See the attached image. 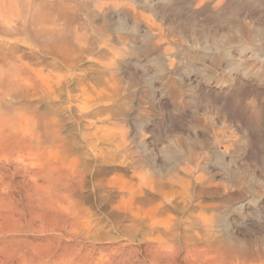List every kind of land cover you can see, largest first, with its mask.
I'll use <instances>...</instances> for the list:
<instances>
[{
	"label": "rangeland",
	"instance_id": "374dc122",
	"mask_svg": "<svg viewBox=\"0 0 264 264\" xmlns=\"http://www.w3.org/2000/svg\"><path fill=\"white\" fill-rule=\"evenodd\" d=\"M133 1L134 0H125L124 2H125V5H127L131 9L136 8L138 10V8H139L138 12H142V14L144 15V16H142L141 14H139V17H141L139 19V17L138 18L135 17L134 13H133L134 15L131 14L134 16V18L137 19V21L140 22V23H138L137 26L134 23V21L136 22V20H132L133 18H129V20L125 22L124 21L125 19L123 17L119 16L118 10L114 11L113 9H110L111 10L110 11L107 9L103 12L104 14L100 13V14H102V17H100L99 13H96L97 15L95 14L96 16L95 15L93 16L96 20L92 17L90 18L87 14L82 13V15L80 16V18H82V19L80 21H81V23L84 24V27L87 24L86 25L87 30H89L87 32V34H88L87 38L88 39L86 38L87 43L81 44L82 41H77V40L75 41V39H73V37H75L74 32H73V37L70 39V42L68 43L69 45L68 46L64 45V48H62V46H60V48H62L60 50H59L58 46L56 48L55 45H52V44L49 45L47 43L45 44L46 46L43 47L42 45H40L38 47V49H36L35 45L21 41L18 38V35L16 36V38H11V36H9L8 34L6 36L0 37V264H185V262L182 261V259L180 257H186V256L191 257L190 259L195 261V262H193V261L192 262L196 263V264H233V263L234 264H245V263H248V264H250V263L251 264H264V262H262V260L264 261V169H262V168H264L263 167L264 166V163H263L264 162L263 161L264 160L263 159V157H264V80L261 79L262 77L264 78V72H263L264 71L263 70L264 69V6H263L264 0H250V1L249 0H228V1L224 0V2H223V0H220L223 2V4H222V2H218L219 4H216L215 1H219V0H207V1L206 0H196V1L195 0H174V1L171 0L172 1L171 4L176 1L175 4L174 3L172 4V11L169 12L167 10L165 13L162 12V14H156L157 13L156 11L152 10L153 11L152 12L151 9H148V8H150L149 6L151 5V3L148 1L150 3L149 4L147 2V0L146 1L145 0H137L138 2L134 1L136 3H134ZM190 1H191L190 6L192 8L189 7ZM225 1H226V3H225ZM5 2L7 5H5ZM20 2L23 3V0H0V7L4 6V9H6V11L8 12V15L11 14L7 19L9 21L8 24L9 23L15 24L18 27L21 26L20 23L22 22V19L19 16L20 15L19 12L22 9L21 8L22 4ZM139 2L140 3L142 2L141 3L142 6L140 5ZM167 2L169 3L170 0L169 1L168 0H154V2H152V5L154 3L153 6H156L157 8H165L169 5ZM138 4H139V6H138ZM146 4L148 5V7ZM176 4L178 5V7L176 6ZM247 4H249V5H247ZM261 4H263V5H261ZM162 5H165V6L162 7ZM174 5L176 6V9H175ZM202 5H205V6H202ZM127 6H124V7H127ZM144 6H145V8H144ZM198 6H199V8H198ZM124 7L119 8V11L121 10L120 13H124V11H126V10H123ZM141 7H142V10H141ZM179 7L180 8L183 7V8L180 9ZM168 8H170V7L168 6ZM251 8H252V10H251ZM179 9H180V11H179ZM148 10H149V13H148ZM151 12L155 13V14H153V17L150 16V15H152ZM191 13H193V14H191ZM171 14L174 15L173 18H175V16H176V18L173 20L174 22H172L173 18H172ZM158 15H162V17H160ZM179 15H182V16L180 17ZM188 15L190 17H188ZM168 16H171L172 19ZM110 17H112L114 20L116 19V21H118L117 23L120 26L116 23V21L114 22V20H113V22H114L113 23L112 18H110ZM15 18H17L18 20ZM88 18H89V20H88ZM144 18L145 19L147 18V19L144 21ZM156 18H157L159 24L161 23L160 25L158 24ZM162 18H164V19H162ZM186 18L188 21H190V19L193 21H190L188 23ZM159 19L160 20L162 19V21L160 22ZM168 19L171 20V23L169 22ZM176 19H177V22L179 20L180 25H179V23L175 22ZM11 20H15V22L11 21ZM180 20H182L181 21L182 23L180 22ZM93 21H95V22L93 23ZM102 21H104V22H102ZM151 21L154 22V24ZM165 21L168 22V25L164 24ZM91 22L93 25L89 26V23H91ZM105 22H106V24H105ZM107 22H108V25H107ZM120 22H121V24H120ZM148 22L150 24H152L151 29H152L153 33H155V35H152L150 31H147L148 30L147 28H149V25H150ZM146 23H148V24L146 25ZM155 23H157L158 25ZM169 23L172 25H170ZM103 24H104V26H102ZM177 24H178V26H177ZM183 24L185 25V27L183 26ZM187 25H189L188 26L189 28H187ZM241 25H242V27H241ZM91 26H93L92 29H91ZM105 26L106 27L108 26L109 28L107 27V29H106ZM146 26H147V28H146ZM169 26H170V30H168L169 28L166 29V27H169ZM180 26H183V27H180ZM202 26H205V28L204 27L202 28ZM234 26H236V27H234ZM104 27L106 30L104 29ZM237 27H239V28H237ZM95 28L98 29V32L95 31L96 30ZM99 28H101V29L99 30ZM140 28H141V30H140ZM197 28L200 31V33L202 34V32H203L204 35L203 34L201 35L200 33L198 34L199 31L197 30ZM120 29H125V30L121 31ZM136 29L137 30L139 29V31H137ZM171 29H173V30H171ZM177 29H178V31H177ZM186 29H187V31H185ZM193 29H195V30H193ZM239 29L241 31H239ZM258 29L260 30V32H258L259 31ZM102 30L105 31V33L99 32ZM159 30H161V31H159ZM196 30L198 32H196ZM236 30L239 32H242V30H243V32H245L246 34L245 33H244L245 35L241 34V33L239 34V32H238L239 36H235L236 32H237ZM80 31L86 32V28L83 30H80ZM109 31H111V32H109ZM170 31H173V32L171 33ZM193 31H195V33H197V34L193 33ZM229 31H231L232 33ZM106 32H107V34H106ZM141 32H144L146 35H143V33H141ZM148 32H149V34H148ZM163 32H164V34H163ZM179 32L181 34H179ZM226 32L227 33L229 32L228 34L229 35L231 34V35L228 36V34H226V37H225ZM100 33L101 34L103 33V34L101 35ZM139 33L142 34L141 37L143 38V40L140 37ZM191 33H192V35H191ZM209 33H210V35H213V39H211L212 36H210ZM23 34H24V36H23ZM82 34L83 33H81V35ZM156 34H157V36H156ZM162 34L165 37H162L163 36ZM166 34H168V35H166ZM257 34H258V36H257ZM113 35H114V37H113ZM189 35H190L191 39L189 38ZM246 35H248V37ZM147 36L150 39H148ZM167 36L168 37L170 36V37L168 38ZM223 36L225 38H227V40ZM19 37L24 38L25 33H22V32L19 33ZM116 37H119V38H116ZM125 37H127V38H125ZM138 37H140V38H138ZM166 37H167V39H166ZM200 37L202 40H200ZM221 37H222V39H221ZM121 38H123V39H121ZM145 38H147V39H145ZM231 38L235 39V40H232ZM255 38H256V40H255ZM257 38H259V39H257ZM152 39L153 40L159 39L160 42L163 44V45L160 44L161 48H162V50L160 48V51H163L162 53H158V52L154 53L152 51L151 46H150V44L153 41ZM178 39L180 40V42ZM243 39L245 41H242ZM135 40L137 41V43ZM211 40H212V43H211ZM249 40H250V44H249ZM103 41H105V42L103 43ZM131 41H133V42H131ZM143 41L146 45L143 44ZM175 41H176V43H175ZM199 41H200V43H198ZM106 42H108V43L106 44ZM141 42H142V45H141ZM169 42H170V44H167ZM188 42H190V43H188ZM147 43H148V45H147ZM205 43H208V44H205ZM233 43L235 46L233 45ZM111 44H113L114 46L113 45L111 46ZM199 44H201V46H198ZM211 44H212V46H211ZM213 44H215V45H213ZM219 44L222 45L221 47H224V46L225 47L221 48ZM225 44H227V45H225ZM228 44H229V46L231 44V47H229ZM244 44H246V45H244ZM217 45H218V47H217ZM51 46H52V48H51ZM53 46H55L56 49ZM146 46H147V48H146ZM215 46H216V48H215ZM69 47H71V48L69 50H67V48H69ZM112 47H114V48H112ZM255 47H257V48H255ZM104 48L106 50H103ZM149 48H150V50H148ZM50 49L51 50L53 49L55 52L57 50L58 51V57L56 55L57 52L55 53L54 51H51ZM63 49H64V52H63ZM61 50H62V52H61ZM229 51L231 52V55L229 54L230 53ZM245 51H246V53H245ZM250 51H252V52H250ZM253 51H255V52L253 53ZM59 52H61L62 54L64 53V55L62 56V54ZM100 52H102V53H100ZM109 52H111V53L109 54ZM237 52H240L241 54L237 53ZM149 54H151V55H149ZM155 54L156 55L158 54V55L156 56ZM164 55L166 56V58H164L165 57ZM232 55H234L233 58H232ZM238 55L240 57H237ZM261 55L263 58L261 57ZM100 56L102 58H100ZM122 56H123V58H121ZM215 56L217 57V59ZM245 56H247V57L245 58ZM248 56H250L251 58L249 57L250 58L249 59ZM226 57H227V59H226ZM67 58H69L70 60H68ZM118 58H119V61H118ZM246 59H248V60L246 61ZM66 60H68L67 66H66ZM115 60H117V62ZM218 60H219V62H218ZM237 60H238V62H236ZM254 60H257L259 63H261V62L262 63L258 64V62L254 61ZM158 61H160V62H158ZM232 61H234V62H232ZM72 62H73V64H72ZM118 62H119V64H118ZM187 62H189V63H187ZM242 62H245V63H243L244 65L242 64ZM246 62L248 64H246ZM253 62H255V64ZM116 63L118 64V66L119 65L120 66L118 67L116 65ZM192 63H193V65H191ZM231 63H232V65H231ZM236 63L237 64L239 63L240 65H237ZM252 63L254 64V66ZM68 64H70V65H68ZM113 64H115V65H113ZM102 65H103V67H102ZM106 65H107V67H106ZM245 65L246 66L251 65L253 67H251V66L246 67ZM157 66L158 67L160 66V67L158 68ZM186 66H187V68H186ZM193 66H195V67H193ZM108 67L110 69H108ZM116 67H118V68H116ZM142 67H144V68H142ZM101 68H102V70H101ZM103 68H105V69L107 68L106 72H105V69H103ZM190 68H192V70ZM255 68H257V69L255 70ZM61 69H62V71H60ZM69 69L72 72H70ZM114 69L117 72L118 71L119 72L116 73ZM248 69H251V71ZM110 70H112V71H110ZM26 71H27V75L29 77H30V74L33 76L35 75L34 78H32V81L28 80L27 75H26ZM55 71H57V72H55ZM157 71H159V72H157ZM196 71H198V72H196ZM245 71H246V73H245ZM100 74H104V77H102L103 75L100 76ZM108 74L113 75L112 77H114L113 80H115V82L112 81L111 75L109 77L107 76ZM117 74H119V75H117ZM254 74L256 75L257 78L254 76ZM260 74H262V75H260ZM56 75H58V76L56 77ZM164 75L165 76L167 75L168 77L167 76L165 77ZM242 75H243V77H242ZM119 76L122 80H120ZM251 76H253V77H251ZM97 77H99V78H97ZM107 77H108V79H107ZM115 77H118L120 81ZM208 77L209 78L211 77V78L209 79ZM245 77H246V79H245ZM103 78H104L105 82H107L106 81V79H107V80H109L108 81L109 83L113 82L114 84L115 83L119 84V85L115 84L116 88L118 89V90L117 89L116 90H117V92L119 91L118 92L119 96L120 95H122V96L119 97V96H117V94L113 95V96H116L117 98L119 97L118 99H115L116 97L114 98L111 94L108 96L106 94V91H108V90H104L103 88H101V87H103V86H101L102 85L101 82H103V80H101V79H103ZM184 78H185V81H184ZM229 78H230V80H229ZM65 79H66L67 85H66V83H64ZM67 79H68V81H67ZM162 79H164L166 82H164V80H162ZM180 79L183 81H180ZM28 81H30V82H28ZM62 81H63V84L65 85V87L68 88V89H66L64 87L66 89V91H68V92H66V91H65L66 93L62 92V94L60 96V98H63L64 100H61V99L50 100V98L47 97L48 91L50 90L51 93H52V90H53V93L55 92V90L59 91L61 89V87H63ZM161 81H163L164 83ZM240 81L242 83H240ZM81 82H84L83 84L84 85L86 84L87 88H85L84 85H83V87H80L82 85ZM99 82H100V84H99ZM190 82L193 85H191ZM74 83L76 86L74 85ZM78 83L79 84L81 83V85H78V87H77ZM113 83H111V84H113ZM167 83H169V84H167ZM175 83H176V85H174ZM238 83H240V84H238ZM59 84L61 87L59 86ZM90 84H92V85H90ZM97 84L100 86H95ZM166 84L168 86H166ZM229 84H231L230 85V86H232L231 88H230ZM236 84L240 85V87L239 86L237 87ZM88 85H89V87H88ZM120 85L122 87H120ZM186 85L188 88L186 87ZM220 85H221V87H220ZM233 85H235L237 88ZM117 86L120 88H118ZM132 86H133V88H132ZM160 86H161V89H160ZM173 86H175V88ZM179 86H180V88H179ZM189 86L191 88H189ZM76 87L78 89H75ZM183 87L185 88V90H183ZM57 88H59V89H57ZM95 88H97V89H95ZM169 89L171 91H169ZM177 89H179V90H177ZM120 90H121V93H120ZM174 90H175V92H173ZM82 91H83V93H82ZM110 91L113 92L115 90H113V87H112V89H110ZM110 91H108V92H110ZM45 92H47V93H45ZM50 92H49V94H50ZM103 92H105V93H103ZM122 92H124V93L122 94ZM71 93H72V95H71ZM81 93H82V95H81ZM174 93L178 97H174L175 96ZM154 94H155V96H154ZM75 95H78V97L80 95V97H79L80 99L76 97L78 101L76 100V98H73V96L75 97ZM124 96H125V98H124ZM153 96H154V98H153ZM69 97H70V99L73 98L74 102L72 100H69ZM100 97L103 98V100ZM104 97H105V99H104ZM108 97L109 98L113 97L112 99L119 101V102H117L114 100L115 101L114 105L116 106L114 109L117 111V113H115V114L119 115V116L116 115L118 120H120V119L122 120L123 118L125 119V117H126V118H128L127 120L130 121V123H128V121L126 120V122L129 125H127V123H124L123 128L121 127L119 129H121V131L126 130L128 132L127 133L128 135L125 134L127 136V139H129V140H127V144H129V145L126 144V149H128V150L130 149L131 152H129L130 150L129 151L127 150L128 151L127 153H126V151H124V152H125V154L131 153V154H133V156L131 154H129L130 156L129 155L124 156V154L122 153L123 151H122L121 154H119L117 156L118 161L117 160H115V161L111 160L110 156H109L110 158H108L109 153H110V155H111V153H113L112 149H110V148L109 149L111 150V152H109V153L105 152V155H103V157L100 154L102 159L97 158V157H100L99 153H98L97 157L95 158L94 153L91 150H89V148L86 147L85 143L83 142L82 136H81V131L79 128L80 125L78 124V122L81 123L83 120L87 119V117L82 118L83 120L81 119V115H80L81 113L80 112L83 111V110L81 111V109H84V107L86 109V107H87L86 111L87 110L92 111L94 109H98L97 108L98 106L101 108L100 104L102 105L103 101L111 100V99L107 100ZM128 97H129V101H128ZM144 97H145V99H143ZM172 97H174V98L172 99ZM86 98H87V101H86ZM99 98H100V100H99ZM150 98L152 99V102H150L151 101ZM180 98L182 99V102H184L183 103L184 105L182 104ZM200 98L203 100H201ZM91 99H92V101H90ZM95 99H96V101H95ZM142 99L145 101H143V103L140 102L142 104L141 105L138 101H141ZM174 99H175V101H173ZM176 99H177V101H176ZM192 99H194V100H192ZM44 100H45V102H44ZM60 100L63 101L62 103L64 104L65 107H67V109L60 110V113L59 112L57 113L60 117L58 115L57 116L59 119H61V118L65 119V121H63L61 119L62 120L61 123L64 122L62 125H65V127L68 125V123L69 124L71 123L70 125L67 126V128H65V127L63 128V126L60 125L61 123L59 124V127H58V122H55L54 115H51L52 110H51V113H50V111H48L49 108L52 109L53 106L58 105V107H59V105L60 106L63 105L62 103L60 104V102H61ZM97 100H99V101H97ZM130 100H132V101H130ZM146 100L147 101L149 100V101L146 102ZM80 101H81V103H80ZM172 101H173V104H171ZM206 101H207V103H206ZM64 102H66V103H64ZM72 102L74 105L71 104ZM90 102L92 104H90ZM99 102H100V104H99ZM177 102L179 104H176ZM203 102L206 104H204ZM54 103H56V104L54 105ZM118 103H119L120 107L119 106L117 107ZM156 103L157 104L159 103V104L157 105ZM210 103H211V105L213 103L216 105H214V106L212 105L213 107L211 106V108H210ZM47 104H49L48 105L49 108H48ZM51 104H52V106H51ZM72 105H73V107L75 106L76 108H78L80 106L81 107L83 106V107L82 108L80 107L81 109L78 108L77 111L75 112V114H73L74 113L73 111H75L74 109H76V108L74 107L73 109H71ZM76 105H78V107ZM126 105H127V107H126ZM136 105H138V107H136ZM145 105H146L145 109L148 110V108H150L148 111L144 109ZM173 105L175 106V108ZM182 105L184 106V108ZM158 106H160L161 108L160 107L158 108ZM121 107L122 108L124 107V108L122 109ZM141 107H143V108H141ZM156 107L158 108V110H156L157 109ZM195 107L197 108L196 115H195V110H194ZM130 108L131 109L134 108L133 111ZM152 108L155 110H152ZM176 108L179 110H177ZM192 108H193V110H192ZM199 109L201 111H199ZM204 109H206V110L208 109V110L205 112ZM67 110L71 114L65 112ZM118 110H121L122 112L120 111L121 112L120 113V112H118ZM127 110H128V112H125V114H124L123 112L127 111ZM139 110H140V112L138 113ZM142 110H144L145 114ZM191 110L193 113L191 112ZM37 111H39V112H37ZM40 111H41L42 115H39ZM61 111H63V113H61ZM153 111L155 112L156 116H154L155 114ZM197 111H198V113H197ZM78 112L80 114H76ZM159 113H160V115H159ZM44 114H46V115H44ZM49 114H50L49 117L54 120V122H53V120L51 122L53 125L49 124L50 123L49 119H46V118H49L48 117ZM72 114H73V116H72ZM142 114L144 117L142 116ZM243 114H245V115L243 116ZM69 115H71V117H69ZM121 115L124 117H122ZM133 115H134V118H133ZM204 115H205V117H204ZM225 115L229 118H227ZM237 115L240 117H238ZM251 115H252V117H251ZM40 116H42V117L45 116V118L43 119ZM64 116L65 117L68 116V117L65 118ZM77 116L78 117L80 116V117L77 118ZM185 116H187V118H189L190 116L191 117L187 121V118ZM196 116L197 117L199 116V117L197 118ZM216 116H217V118H216ZM164 117H166V118L163 119ZM221 117H222V119H221ZM225 117L228 119V121H230V119H232L230 121L232 123L228 122ZM41 118L43 121L40 120ZM68 118H69V120H66ZM137 118H138V120H136ZM144 118H145V120H144ZM172 118H174L175 120ZM215 118H216V120H215ZM234 118H236V119H234ZM248 118H250V119H248ZM89 119H87V120H89ZM133 119H134V121H133ZM140 119L143 120V122ZM146 119H148V121H146ZM225 119H226V122H224ZM233 119H234V122H233ZM178 120H180V121L177 123L176 121H178ZM197 120L200 121V124H197ZM258 120L259 121L261 120V124H259L260 122ZM172 121L176 122V123L174 122L175 125H172ZM195 121H196V123H195ZM199 121H198V123H199ZM214 121H215V123H214ZM72 122L74 125L77 124L76 128L72 124ZM144 122L146 123V126L148 127V132H146L145 136H144V138H146L145 143L147 145L145 143L144 144L140 143V137H139L140 134L139 135L137 134L139 126L142 125V123L145 124ZM180 122H181V124H180ZM185 122H187V123H185ZM190 122H194V123H191V125H188ZM210 122H212L213 124ZM170 123H171V125H170ZM222 123H225V124L222 125ZM195 124H197V125H195ZM214 124H216V125L213 126ZM234 124H235V126H234L235 130L237 128H239L236 131L234 130V127H233ZM247 124H248V126H247ZM201 125H203V126H201ZM244 125L248 128L244 127V129H242V127ZM223 126H224V129H223ZM251 126H253L254 128L253 127L251 128ZM69 127H71V128L69 129ZM135 127H136V129H132ZM152 127L154 129H152ZM164 127H165V129H164ZM198 127H199V129H198ZM73 128H75V129H73ZM200 128L202 129V131ZM255 128H257L258 130L256 129L257 130L256 131ZM68 129H69V135H68V131H67ZM71 129H72V132H70ZM119 129L117 128L116 130H119ZM131 129H132V133H131ZM211 129L213 132L210 131ZM241 129H242V131H244V133L247 134V136H246V134H243ZM245 129L248 130V132H246ZM250 129H251V131H250ZM252 129H253V131H252ZM58 130H59V132H57ZM193 130H194V132H193ZM196 130H197V132H196ZM206 130H207V132H206ZM215 130H216V132H214ZM75 131H77V132H75ZM99 131H100V133L98 132V135L102 136L103 138L106 137L107 133L105 132V130L102 131V129H101ZM159 131H160V133H159ZM162 131L163 132L166 131L168 133V136L166 134L161 133ZM203 131H205V132L203 133ZM255 131H256V133H255ZM51 132L57 138L52 137L53 134ZM208 132H209V135H208ZM258 132H262V134L258 133ZM59 133H61V134L59 135ZM197 133H198V135H197ZM202 133L204 136L202 135ZM205 133H207V134H205ZM241 133H242V137H240ZM218 134H220L221 137L223 136L224 138L223 137L222 138L224 140L221 139V137ZM252 134H254V135H252ZM70 135H72V136L70 137ZM73 135H77V136L73 137ZM130 135L132 136V138L130 137ZM135 135L136 136L138 135V136L136 137ZM205 135H206V137H205ZM237 135L240 138V140L237 137ZM244 135L246 138L244 137ZM250 135H251V137H250ZM199 136H200V138H199ZM210 136H212V138ZM252 136H254V137H252ZM260 136H261V138L258 139L257 137H260ZM61 137H63V139ZM65 137L67 140L65 139ZM77 137H78V140H76ZM79 137H80V139H79ZM159 137H161V138H159ZM166 137H167V139H166ZM195 137L197 139H194ZM52 138H54V140ZM58 138L60 141L57 142ZM70 138H71V140H70ZM73 138L75 139V141L77 143L73 140ZM188 138H189V140H188ZM208 138H210V140L212 142L210 140H208ZM55 139H57V140H55ZM130 139H131V141H130ZM205 139H206V144L209 147L205 146L206 145V144H204ZM52 140H53V142L56 141V142H54V143H56V145L52 142ZM62 140H64V142ZM135 140L137 141V143H135L136 142ZM201 140H203V141H201ZM225 140H228V141L225 142ZM238 140L240 142H238ZM242 140H243V142H242ZM67 141L69 143L72 142L73 145L76 143V145H74L75 147L73 148V150H72L71 144L66 145L67 143H65V142H67ZM152 141H154V142H152ZM155 141H156V143H155ZM187 141H188V143H187ZM231 141H233V142H231ZM59 142H61L62 144ZM78 142L80 143L79 145H81V147H83V148H81V147L79 148ZM131 142H133V143H131ZM150 142L153 144H151ZM207 142L208 143L210 142L211 144L210 143L208 144ZM215 143H216V145L218 144V146L214 145ZM60 144L61 145L65 144L67 148L64 147L65 145L59 147ZM133 144L136 145L137 147L139 145L141 146V147L140 146L138 147V148H140L139 150L137 148V150H136L137 154L134 150V149H136V146L134 148ZM179 144L183 147H181ZM188 144H189V146H188ZM103 145H105V144H103ZM154 145H155V147H154ZM197 145H200V146H197ZM212 145L214 146V148ZM185 146H187L189 149ZM190 146L193 147V150H195V153L191 149L192 147H190ZM195 146L198 148L196 149ZM219 146H221V147H219ZM223 146H224V148H223ZM69 147L71 148V152H70ZM150 147H151V150H150ZM199 147H201L202 149L200 148V150H199ZM216 147H219V148H216ZM226 147H227L226 155H223V154H225V153H223V150ZM229 147H231L233 149H230ZM64 148H66L67 150L69 149L68 150L69 153H67V150L65 151ZM75 148H76L77 153L75 152ZM142 148H144V149L146 148L145 150L146 151L148 150V152H146ZM204 148H207V149L204 150ZM19 149H21V150H19ZM79 149L81 151H79ZM82 149L84 151H82ZM152 149H154V150H152ZM175 149H176V151H175ZM178 149H179V151H178ZM104 150H106V148ZM132 150H134V151L132 152ZM196 150H198V151H196ZM62 151H63V153L64 152L66 153V154H64L65 156L69 155V158L66 156V158H68V159H66V158L62 159V160L65 159L67 163L69 162L67 165H66V162L61 160L62 157L60 158L61 154L63 155V153H61ZM87 151H88V153H87ZM187 151H188V153L191 151L193 153L188 154ZM218 151H219V154H218ZM156 152H157V156H156ZM196 152H198V153H196ZM70 153L72 154V156ZM79 153L82 154L80 157V158H82L81 160H83L84 163L86 161L87 166H88L87 169H85L87 167L85 165L86 163L83 164V161H80V159H79L80 154ZM142 153H143V155H142ZM215 153H216V156H215ZM59 154H60V156H59ZM193 154L195 155V157L197 155V158H196L197 161L195 160V157ZM221 154L223 155V157L224 156L225 157L223 158L221 156ZM228 154H230V155L227 156ZM64 155H63V157H65ZM77 155H78V157H77ZM91 155L92 156L94 155L93 156L94 158ZM141 155H142L143 159L145 158L144 160L142 159L144 162H142V160H141ZM187 155H189L191 158ZM217 155H218V158H216ZM87 156L89 157V159ZM134 156L137 157L136 160H135ZM202 156H203V158H202ZM212 156H213V158H209ZM118 157H121L122 160H120V158H118ZM207 157L209 160L205 159ZM221 157L223 159L219 160V158H221ZM91 158L93 159V161H91ZM180 158L184 161H182ZM188 158H190V159H188ZM59 159L62 161V163H61V161H59ZM106 159H109V160H106ZM155 159H156V161H155ZM177 159H179V160H177ZM192 159H194V160H192ZM201 159H202V163H203L204 167L206 166L205 167L206 169L201 164ZM233 159H235V161ZM87 160H88V162H87ZM186 160H188V162ZM191 160L195 161L198 165L201 164V166H202L201 167L199 165V167H201V169L199 167L197 168V174L204 175V177L207 178L206 181H209V183L213 180L210 183V186L212 187V190H211L212 192L211 191L208 193L205 192V193H207L206 196L204 194L205 197L202 195V197H200V199L202 198L203 202L205 200L204 203L208 202L209 204H214V206L212 208L211 207L202 208V207H198V206H191L190 208H187V210H185V213H184L185 217L182 214V217L184 218L185 221H186V218H187L188 222L193 221V219H194L192 226H194V223H195V226L193 228H189L188 226H186V225H189L188 222L186 221V223H184L185 226L183 225V227H182V229H183L182 230V239H179L180 242L175 243V241H174L175 239L173 240V238H171L172 242L175 243L174 247L178 243L182 244V245H180V244L177 245L180 247L181 252L179 249L178 250L176 249V251H175L172 242H170V238L167 239V237H166L167 241L165 239H162L161 241L165 245L168 246L166 249L168 250V248H169V251H167V250L165 251V249H163V251L161 252V250L159 249L160 252H159V250H156L157 253H155V251H153V252H151L153 254L150 255L151 253L146 249V245L148 244L149 241L151 242L153 240H156L155 239L156 236L155 235L150 236L153 234L149 233V230H147L146 228H144L142 226H139V225L133 223L129 219L124 220L127 218L123 219V218H119L118 216L117 217L115 216L116 219L113 218L114 215L107 214V213H109L108 210H111V209H109V207H107V205H105V204L101 205L100 204L101 200H99V198L96 195H92L93 198H92V196L91 197H84L83 200L89 199V200H85V201H82L81 198H78L79 197L78 195L79 194L81 195V193H82V188L78 187V185L83 184V181L85 182V179L87 180V178H89V177H87L89 175L88 172H90L91 170L94 171L96 167H98V168L102 167V174L101 175L103 177L107 174H108L107 177H112V176H114V174L118 173L119 171H120L119 172L120 174H125L124 172L130 174V169L133 168V167L131 168V163H133V161H134V163L136 162V163L141 165V162H142L143 165L140 166V167H142V170H143L142 175H144V173L147 172L145 174H147V176L151 177V179L154 178L153 180H162L163 177H164L163 178L164 180H165V178L167 180V179L174 177L177 174L178 170L181 167L186 166V164L190 163L189 161H191ZM222 160H224L228 164L225 162H221ZM20 161L22 163H20ZM56 161H57V163H56ZM100 161L101 162L103 161L102 164L104 163V165H102L100 163ZM106 161L108 164H106ZM126 161L128 162V164L126 163ZM175 161L177 163L174 164ZM218 161L221 162L220 165H218L219 164ZM63 162L65 163L66 166L62 165L64 168H62V166L58 168V165L63 164ZM92 162H94V163H92ZM179 162L181 165L179 164ZM18 163H19V165L21 164L20 168L18 167L19 165L18 166L16 165ZM26 163H27V165H26ZM55 163L57 164V166ZM58 163H60V164H58ZM97 163H98V165L100 164L102 166H100V165L97 166ZM117 163H119V164H117ZM206 163H208V164L206 165ZM229 163L231 165H229ZM261 163H263V164L260 168ZM22 164H24L26 167H28V166L33 167V169H35L36 172L38 171L37 169H39V171L44 173V174L37 172L40 175H42L40 177L37 173H35L33 171L32 168H30V167L24 168L25 166ZM81 164L84 167L81 166ZM90 164H92L93 166L90 167L91 166ZM154 164H155V166H154ZM170 164H172L174 167L171 166ZM225 164L227 167L225 166ZM247 164H249V166ZM121 165H124V167ZM127 165H129L130 167H127ZM235 165H237L236 167H238V168L240 167V168L237 169L235 167ZM117 166H119V167L117 168ZM120 166H121V168H120ZM143 166H145L148 169H146V168L143 169ZM169 166L172 168H170ZM21 167H22V169H21ZM55 167H57V168L55 169ZM162 167H164V168H162ZM228 167H230V168H228ZM244 167H246L248 169L246 170V168H244ZM60 168L63 171L65 169L66 170L65 173L68 171V174L67 173L66 174L59 173L61 171V170H59ZM74 168H76V169H74ZM89 168L91 170H89ZM110 168L113 170H111ZM24 169H26V171H27V169H29L28 170L29 172H26ZM31 169H32V171H30ZM105 169L108 171L106 172ZM145 169H146V171H145ZM209 169H210V171H209ZM218 169L219 170L221 169L222 171L221 170L218 171ZM228 169H230V170H228ZM241 169H242V172H241ZM261 169H262L263 173H262ZM22 170H24L25 173H27V174H25ZM53 170L55 172H58L57 178L59 179V181L63 180V181H61V182H63V187L66 185L67 182H68L67 186L69 188H70V186L71 187L73 186L72 187L73 190L69 189V191H68V188L63 189L62 187H59L60 191L62 190L61 192H63V190H64L63 193H57L56 194L58 197H59V195H61L59 198L54 195L55 193H53V195H52V191L57 192L56 190H54L55 189L54 186L56 187V184L58 182V179H53V175L55 173ZM116 170H118V171H116ZM154 170H155V172L157 171L158 173L154 174V172H153ZM203 170L206 173H204ZM235 170H237V171H235ZM238 170H239V174H238ZM251 170H253V171H251ZM50 171L53 172V175L51 174L52 172H50ZM103 171H104V173H103ZM112 171L115 173H113ZM148 171L149 172L152 171L151 172L152 174L150 173V175H148L149 174ZM161 171H163V172H161ZM225 171H227L226 172L227 176H224L226 174ZM21 172H23V174ZM45 172H47V173H45ZM168 172H170V174H168ZM174 172H176V173H174ZM212 172L214 174L210 175L209 173H212ZM217 172H218V174H216V176H215V173H217ZM221 172L222 173L224 172V173L221 174ZM105 173H107V174H105ZM109 173H111V174H109ZM171 173H173V174L171 175ZM33 174H35V181H33L34 180ZM59 174H61L62 176H60ZM73 174H74V176H73ZM165 174H168V176ZM30 175H31V177H30ZM44 175H45V177H44ZM49 175L52 176V179ZM156 175H158V176H156ZM255 175H256V177H255ZM75 176H77V177L79 176V180H77ZM81 176L84 178V180H81L82 179ZM144 176H146V175H144ZM54 177H55V175H54ZM73 177H75L74 178L75 181L73 180ZM234 177H235V179L237 178V180H238V177H240L239 178V180L241 179L240 182L235 180ZM259 177H260V179H259ZM208 178H210V179H208ZM37 179H39L38 180L39 183H37ZM216 179H218L217 182L220 180L219 186H218V183L216 182ZM221 179H222L223 184L221 183ZM227 179L228 180L232 179L231 183H228V182H230V180L228 181ZM226 180H227V183H226ZM242 180H243V184H242ZM64 181H66V182L64 183ZM76 181H78V183H76ZM232 181L234 182V185H233ZM61 182H59V184H57V185L61 186V184H62ZM69 182H71V183L69 184ZM32 183H34V184H32ZM42 183L43 184L45 183L43 185L44 188H43V186H41ZM212 183H213V185H212ZM46 184H48V185H46ZM49 184H50V186H49ZM52 184H54V186ZM73 184H75V185H73ZM220 184H221V187H220ZM224 184H229V185L232 184L231 185L232 187H230L228 185L225 186ZM45 186H47V188H48L47 190L45 189L46 188ZM240 186H241V188H240ZM36 187H40V189L39 188L37 189ZM238 187H239V189H238ZM51 188H52V190H50ZM65 189H67V190H65ZM74 189H75L76 193H75ZM41 190L44 193H46L48 190H50V191L48 192L49 194L46 193L47 195L43 196V195H41L42 194ZM79 190H80V192H79ZM216 190L218 193H215ZM39 191H40V193H39ZM60 191H58V192H60ZM66 191L69 192L68 194L70 196L67 194ZM73 191L76 195L73 194ZM224 191L225 192L227 191V193L228 194L230 193V195H228L227 193L224 194ZM222 192H223V194H222ZM71 193L74 196H71L72 195ZM208 194H209V196H208ZM219 194H222V195H219ZM63 195H66V197ZM51 196L54 198H52ZM75 196H77V197H75ZM210 196H211V198H210ZM69 197H71L72 201H71V199H69ZM217 197H219V198H217ZM228 197H230L233 200L235 198V201L233 202ZM56 198H58V200ZM60 198H63V199H60ZM66 198H68L69 200L67 199L68 201H66ZM73 198L74 199L78 198V199H76V201L75 200L73 201ZM206 198L208 200H210L211 203ZM224 198H226L227 200H225ZM237 198H238V200H236ZM49 199L51 202L49 201ZM54 199H55V201L53 202ZM79 199L83 203L89 202L88 204L87 203L86 204L84 203V204L86 205V207L88 209L91 207L93 208V209L91 208L89 210L90 212L88 211V213H89V215H91L95 211L94 212L95 215L93 213L91 216L92 217L94 216L93 218L96 221L92 218L91 220H93V221L91 222V220L89 219L90 216L88 215V213L86 211L88 209H85L86 208L85 205ZM211 199L214 200L213 203H212ZM215 199L217 202L215 201ZM60 200H62L60 202L61 204L59 203ZM92 200H94V201H92ZM63 201L66 204H69V201L73 204L78 203V202L80 204L81 203L82 204H81V206H77V205H80L79 203L75 204V205L70 204L71 205V206L69 205L70 207L68 205H66L68 207L67 208ZM228 201L230 204L231 203H233V204H231V205L226 204V205H228V207H227L225 205V203H228ZM62 202H63V205H62ZM92 202H94V203H92ZM222 202H224V203L221 204ZM241 202L244 204L242 205ZM253 202H254V204H253ZM52 203L57 204V205L55 206ZM89 204H91V205H89ZM99 204L101 206H99ZM52 205H53V207H52ZM73 206L74 207L76 206L77 208H79V210H81V209L83 211L85 210V212L87 213V216H89V217L87 218L86 214H84L85 212L79 214L78 210L76 211V207L73 209ZM215 206H216V208H215ZM56 207L57 208L59 207V209H56ZM63 207H64V210H63ZM99 207H100V210H99ZM51 208H52V210L55 209L56 212L55 211L53 212L51 210ZM60 208L62 209L63 212L60 210ZM66 209L67 210L70 209L71 211L73 210L72 211L73 213L70 210H69V212H67ZM104 209L105 210L108 209L107 212ZM50 210L53 212V215H54L53 218H54L55 223H56V221L59 223V224L56 223V226H55V223L53 222V218H52L53 215H52ZM58 210L61 212H59ZM82 210L80 212H82ZM75 211H76V213L74 214ZM57 212H58V214H57L58 216H60L59 214L62 213L63 214L62 217L65 218L67 216L70 218V220L71 219L75 220V221H73L75 224H69L72 221H69V219H66L65 221L68 222V226L70 229L66 228L67 222H65V224H63L62 222H64V220L61 222V220H60V219H62L61 216L59 219L60 221L55 220V218L58 217V216L57 217L55 216V214ZM105 212H106V214H105ZM65 213H66V216L64 215ZM190 213L191 214L194 213V214H192L193 216L190 215ZM82 214H84L86 217ZM108 215L110 217H108ZM194 215H196V216H194ZM77 216H78V218H77ZM29 218L31 219V221H29L30 220ZM27 219H28V221H27ZM76 219L78 222L76 221ZM120 219H122V220H120ZM188 219H190V220H188ZM195 219H197V220H195ZM117 220H119V221H117ZM205 223H206V225H205ZM207 223L209 224V226L207 225ZM70 225L71 226L73 225V226L70 227ZM56 228H59V229H56ZM58 234H60V235H58ZM233 237L236 239H234ZM76 243L78 244V246ZM92 243H93V245H92ZM126 243H128V244H126ZM129 243H130V245H129ZM82 244L84 247L88 246V249H87V247L84 248V247L79 246ZM119 245H121L123 247V248L119 247V249H121L123 252L125 251V254H122L123 253L122 251H120V253L118 252L119 249L117 247ZM123 245L124 246L127 245L126 248H128V251L126 250V248ZM133 246H135V247H133ZM170 246L173 248L171 249ZM186 246H188V247L185 248ZM190 247L192 250L190 249ZM93 248H94V250H93ZM96 248L98 249V251ZM111 248H112V250H110ZM85 249H87V250H85ZM113 249L114 250L116 249V250L113 252ZM173 249L175 251L174 253L172 251ZM184 250H186L185 252H188L189 250L191 252H188L189 254L186 253V256H185ZM82 251H84V253ZM93 251H95V253ZM116 251L118 252V254H116ZM170 251H171V253H170ZM92 252H93V254H92ZM136 252H138V253H136ZM163 252L165 254H162ZM136 254H138V255H136ZM133 255H134V257H133ZM155 255H157V256H155ZM126 256L127 257L129 256L130 258L127 259ZM153 256H154V258L155 257L157 258L154 261L151 259V258H153ZM173 257H176V258H173ZM244 257L245 258L248 257V259L246 258L244 260ZM250 257H251V259H254V257H256V258L258 257V259H260V258L261 259H260V261L257 259L258 260V262H257V260H255L256 259L255 258L254 262H253V260H249ZM236 262H238V263H236Z\"/></svg>",
	"mask_w": 264,
	"mask_h": 264
},
{
	"label": "bare ground",
	"instance_id": "6f19581e",
	"mask_svg": "<svg viewBox=\"0 0 264 264\" xmlns=\"http://www.w3.org/2000/svg\"><path fill=\"white\" fill-rule=\"evenodd\" d=\"M125 0H23V3H21L22 4V9L20 10V12H19V16H20V18L22 19V22L20 23L21 24V26L20 27H18L17 25H15V24H8V17L11 15H8V12L6 11V9H4V6L3 7H0V37H3V36H6L7 34L9 35V36H11V38H16V36L18 35V38L21 40V41H23V42H26V43H29V44H32V45H35V48L36 49H38V47L40 46V45H42L43 47L44 46H46L45 44L47 43V44H52V45H55L56 46V48H57V46L59 47V50L60 49H62V48H64V45H66V46H68L69 44V42H70V39L73 37V32L75 33V37H73V39H75V41L77 40V41H82L81 42V44L82 43H87V41H86V38H87V36H88V34H87V32L89 31V30H87V24L85 25V27H84V24L83 23H81V19L82 18H80V16L82 15V13L84 14H87L90 18L92 17V18H94L93 16L96 14V13H102V14H104L103 12L105 11V10H110V9H113L114 11L115 10H118V12H119V16L120 17H123L125 20V22L126 21H128L129 20V18H133L132 20H136V22L134 21V23H135V25L137 26L138 25V23H140L139 21H137V19L136 18H138L139 17V14H141L142 16H144L143 14H142V12H138V10H139V8H138V10L136 9V8H130V7H128L127 5H125V2H124ZM134 1H136V2H138L137 0H134ZM133 1V2H134ZM146 1V0H145ZM144 1V2H145ZM150 2L151 3V5L149 6L150 8H148V9H151V11L153 10V11H156L157 13L156 14H162V12L163 13H165L167 10L169 11V12H171L172 11V4L174 3H176V1L175 2H173L172 4H171V2L172 1H174V0H170V2L167 4L170 8H168V6L167 7H165V8H157L156 6H153L154 5V3H153V5H152V2H154V0H147V2ZM169 1V0H168ZM196 1V0H195ZM207 1V0H206ZM226 1H228V0H226ZM226 1H225V3H226ZM250 1V0H249ZM136 2H134V3H136ZM148 2V3H149ZM178 2V1H177ZM188 2V1H187ZM193 2V1H192ZM216 2V4H219L218 2H222V1H215ZM223 2H224V0H223ZM223 2H222V4H223ZM19 3V2H18ZM140 3V2H139ZM142 3V2H141ZM140 3V5L142 6V4ZM149 3V4H150ZM156 3V2H155ZM179 3V2H178ZM177 3V4H178ZM191 3V1L189 2V7H191L190 4ZM194 3V2H193ZM163 4V3H162ZM176 4V6L178 7V5ZM195 4V3H194ZM202 4V3H201ZM205 4V3H204ZM208 4V3H207ZM206 4V5H207ZM2 5V4H1ZM5 5H7L6 4V2H5ZM130 5V4H129ZM145 5V4H144ZM147 5V4H146ZM165 5H162V7L163 6H165ZM171 5V6H170ZM196 5V4H195ZM246 5V4H245ZM247 5H249V4H247ZM261 5H263V4H261ZM124 6H127V7H124ZM137 6V5H136ZM138 6H139V4H138ZM137 6V7H138ZM175 6V5H174ZM176 6H175V9H176ZM202 6H205V5H202ZM223 6V5H222ZM264 6V5H263ZM6 7V6H5ZM120 7H124L123 8V10H126V11H124V13H120V11H119V8ZM147 7H148V5H147ZM247 7V6H246ZM7 8V7H6ZM144 8H145V6H144ZM180 8V7H179ZM181 8H183V7H181ZM180 8V9H181ZM192 8V7H191ZM198 8H199V6H198ZM253 8V7H252ZM252 8H251V10H252ZM147 9V8H146ZM180 9H179V11H180ZM250 9V8H249ZM141 10H142V7H141ZM178 10V9H177ZM229 10V9H228ZM111 11V10H110ZM152 11V12H153ZM14 12V11H13ZM144 12V11H143ZM151 12V13H152ZM135 14V17L136 18H134V14ZM148 13H149V10H148ZM150 13V14H151ZM15 14V13H14ZM102 14H100V17H102ZM106 14V13H105ZM131 14H133V15H131ZM149 14V15H150ZM153 14H155V13H152V15H150V16H152L153 17ZM167 14V13H166ZM183 14V13H182ZM191 14H193V13H191ZM97 15V14H96ZM95 15V16H96ZM108 15V14H107ZM106 15V16H107ZM122 15V16H121ZM146 15V14H145ZM168 15V14H167ZM172 15V14H171ZM118 16V17H119ZM158 16H160V17H162V15H158ZM173 16L174 15H172V18H173ZM180 17L182 16V15H179ZM108 17V16H107ZM113 17V16H112ZM112 17H110V18H112ZM149 17V16H148ZM159 17V18H160ZM168 17H170L171 18V16H168ZM178 17V16H177ZM188 17H190L189 15H188ZM19 18V19H20ZM87 18V17H86ZM85 18V19H86ZM97 18V17H96ZM104 18V17H103ZM141 17H139V19H140ZM150 18V17H149ZM171 18V19H172ZM175 18H176V16H175ZM175 18H173L172 19V22H174L173 20L175 19ZM15 19H17V18H15ZM95 19V18H94ZM138 19V20H139ZM143 19V18H142ZM147 19V18H146ZM145 18H144V21L146 20ZM155 19V18H154ZM162 19H164V18H162ZM162 19L160 20V22L162 21ZM179 19V18H178ZM18 20V19H17ZM88 20H89V18H88ZM87 20V21H88ZM96 20V19H95ZM113 18H112V22H113ZM153 20V19H152ZM156 20H157V18H156ZM169 20V19H168ZM186 20H187V18H186ZM11 21H14L15 22V20H11ZM10 21V22H11ZM106 21V20H105ZM116 21V19L114 20V22ZM131 21V20H130ZM129 21V22H130ZM142 21V20H141ZM154 21V20H153ZM182 20H180V22H181ZM188 21V20H187ZM190 21H193V20H191L190 19ZM190 21H188V23L190 22ZM19 22V21H18ZM95 21H93V23H94ZM98 22V21H97ZM102 22H104V21H102ZM109 22V21H108ZM108 22H107V25H108ZM113 22V23H114ZM118 21H116V23H117ZM122 22V21H121ZM121 22H120V24H121ZM128 22V23H129ZM132 22V21H131ZM150 22V21H149ZM148 22V23H149ZM152 22V21H151ZM156 22V21H155ZM157 22H158V20H157ZM167 21H165V23L164 24H166V25H168V22L166 23ZM169 22L171 23V20H169ZM175 22H177V19H176V21ZM186 22V21H185ZM184 22V23H185ZM6 23V24H5ZM100 23V22H99ZM133 23V22H132ZM145 23V22H144ZM148 23H146V25L148 24ZM153 24H154V22H152ZM169 23V24H170ZM177 23H179V20H178V22ZM182 23V22H181ZM19 24V25H20ZM102 24V23H101ZM100 24V25H101ZM105 24H106V22H105ZM118 24V23H117ZM116 24V25H117ZM150 24V23H149ZM155 24H157V23H155ZM158 24H159V22H158ZM157 24V25H158ZM161 24V23H160ZM159 24V25H160ZM163 24V23H162ZM90 25H93L92 24V22L91 23H89V26ZM114 25V24H113ZM119 25V24H118ZM134 25V24H133ZM132 25V26H133ZM145 25V24H144ZM151 25L152 24H150L149 25V28H147V26H146V28L148 29L147 31H150L151 32V34L152 35H155V33H153V31H152V29H151ZM165 25V26H166ZM170 25H172V24H170ZM179 25H180V23H179ZM196 25V24H195ZM102 26H104V24L102 25ZM115 26V25H114ZM120 26V25H119ZM140 26V25H139ZM138 26V27H139ZM154 26V25H153ZM177 26H178V24H177ZM183 26L185 27V25L183 24ZM183 26H180V27H183ZM189 25H187V28H189L188 27ZM199 26V25H198ZM92 27L93 26H91V29H92ZM96 27V26H95ZM106 27V26H105ZM105 27H104V29H105ZM108 27V26H107ZM107 27H106V29H107ZM134 27V26H133ZM137 27V28H138ZM145 27V26H144ZM156 27V26H155ZM172 27V26H171ZM191 27V26H190ZM197 27V26H196ZM205 28V26H202V28ZM234 27H236V26H234ZM241 27H242V25H241ZM86 28V32L85 31H83V32H81L80 30H83V29H85ZM109 28V27H108ZM115 28V27H114ZM128 28V27H127ZM131 28V27H130ZM153 28V27H152ZM163 28V27H162ZM169 28V29H168ZM175 28V27H174ZM173 28V29H174ZM179 28V27H178ZM231 28V27H230ZM237 28H239V27H237ZM94 29V28H93ZM96 29V28H95ZM101 28H99V30H100ZM105 29V30H106ZM113 29V28H112ZM116 29V28H115ZM126 29V28H125ZM125 29H120L121 31L123 30H125ZM166 29H168V30H170V26L169 27H166ZM173 29H171V30H173ZM185 29V28H184ZM196 29V28H195ZM195 29H193V30H195ZM200 29V28H199ZM234 29V28H233ZM232 29V30H233ZM243 29V28H242ZM137 30V29H136ZM140 30H141V28H140ZM167 30V31H168ZM197 30H198V28H197ZM196 30V32H198ZM244 30V29H243ZM243 30H242V32H239V31H241L240 29H239V31H237L236 32V35L235 36H239L238 35V32H239V34L241 33V34H244L245 32H243ZM246 30V29H245ZM259 30V29H258ZM25 33V37L24 38H21V37H19V33ZM79 31V32H78ZM93 31V30H92ZM95 31H97L98 32V29H96ZM118 31V30H117ZM137 31H139V29L137 30ZM136 31V32H137ZM143 31V30H142ZM159 31H161V30H159ZM166 31V32H167ZM177 31H178V29H177ZM184 31V30H183ZM185 31H187V29L185 30ZM235 31V30H234ZM99 32H103V33H105V31H99ZM109 32H111V31H109ZM130 32V31H129ZM146 32V31H145ZM171 33L173 32V31H170ZM169 32V33H170ZM189 32V31H188ZM229 32H231V31H229ZM228 32V33H229ZM248 32V31H247ZM258 32H260V30L258 31ZM80 33V34H79ZM81 33H83L82 35H81ZM102 33V34H103ZM122 33V32H121ZM132 33V32H131ZM141 33H143V35H146L144 32H141ZM141 33H139V35H140V37H141ZM147 33V32H146ZM161 33V32H160ZM159 33V34H160ZM168 33V32H167ZM184 33V32H183ZM193 33H195V31H193ZM200 33V31L198 32V34ZM227 32L225 33V37H226V34H228ZM232 33V32H231ZM235 33V32H234ZM233 33V34H234ZM87 34V35H86ZM101 34V33H100ZM101 34V35H102ZM106 34H107V32H106ZM148 34H149V32H148ZM147 34V35H148ZM163 34H164V32H163ZM162 34V35H163ZM179 34H181L180 32H179ZM185 34V33H184ZM187 34V33H186ZM195 34H197V33H195ZM194 34V35H195ZM201 34V33H200ZM202 34L204 35V33L202 32ZM201 34V35H202ZM208 34V33H207ZM212 34V33H211ZM246 34V33H245ZM244 34V35H245ZM248 34V33H247ZM256 34V33H255ZM84 35V36H83ZM151 35V36H152ZM166 35H168V34H166ZM170 35V34H169ZM191 35H192V33H191ZM209 35H210V33H209ZM215 35V34H214ZM231 35V34H230ZM229 34H228V36H230ZM23 36H24V34H23ZM128 36V35H127ZM137 36V35H136ZM156 36H157V34H156ZM183 36V35H182ZM187 36V35H186ZM207 36V35H206ZM210 36H212V38L211 39H213V35H210ZM217 36V35H216ZM242 36V35H241ZM247 37H248V35H246ZM257 36H258V34H257ZM102 37V36H101ZM113 37H114V35H113ZM124 37V36H123ZM140 37H138V38H140ZM162 37H165L164 35L162 36ZM168 37V36H167ZM167 37H166V39H167ZM170 37V36H169ZM168 37V38H169ZM185 37V36H184ZM188 37V36H187ZM192 37V36H191ZM202 37V36H201ZM201 37H200V40H202L201 39ZM219 37V36H218ZM224 37V36H223ZM224 37V38H225ZM244 37V36H243ZM255 37V36H254ZM260 37V36H259ZM104 38V37H103ZM116 38H119V37H116ZM125 38H127V37H125ZM142 38V37H141ZM147 38H148V36H147ZM147 38H145V39H147ZM157 38V37H156ZM189 38H190V35H189ZM246 38V37H245ZM88 39V38H87ZM111 39V38H110ZM109 39V40H110ZM121 39H123V38H121ZM148 39H150V38H148ZM191 39V38H190ZM189 39V40H190ZM205 39V38H204ZM221 39H222V37H221ZM226 40H227V38H225ZM232 39V38H231ZM257 39H259V38H257ZM104 40V39H103ZM132 40V39H131ZM142 40H143V38H142ZM153 40V39H152ZM170 40V39H169ZM174 40V39H173ZM179 40V39H178ZM193 40V39H192ZM196 40V39H195ZM199 40V39H198ZM210 40V39H209ZM230 40V39H229ZM228 40V41H229ZM232 40H235V39H232ZM237 40V39H236ZM252 40V39H251ZM255 40H256V38H255ZM107 41V40H106ZM124 41V40H123ZM126 41V40H125ZM136 41V40H135ZM168 41V40H167ZM227 41V42H228ZM242 41H245L244 39L242 40ZM105 41H103V43H104ZM109 42V41H108ZM108 42H106V44L108 43ZM114 42V41H113ZM131 42H133V41H131ZM179 42H180V40H179ZM184 42V41H183ZM209 42V41H208ZM217 42V41H216ZM237 42V41H236ZM248 42V41H247ZM253 42V41H252ZM135 43V42H134ZM136 43H137V41H136ZM135 43V44H136ZM166 43V42H165ZM175 43H176V41H175ZM188 43H190V42H188ZM192 43V42H191ZM198 43H200V41L198 42ZM202 43V42H201ZM210 43V42H209ZM211 43H212V40H211ZM225 43V42H224ZM240 43V42H239ZM238 43V44H239ZM243 43V42H242ZM259 43V42H258ZM134 44V45H135ZM143 44H145L144 43V41H143ZM163 45L161 42H160V40L158 39V40H153L152 41V43L150 44V46H151V49H152V51L155 53V52H158V53H162L163 51H160V48H161V45ZM167 44H170V42L169 43H167ZM174 44V43H173ZM181 44V43H180ZM196 44V43H195ZM205 44H208V43H205ZM221 44V43H220ZM219 44V45H220ZM241 44V43H240ZM249 44H250V40H249ZM110 45V44H109ZM113 44H111V46H112ZM141 45H142V42H141ZM146 45V44H145ZM147 45H148V43H147ZM177 45V44H176ZM179 45V44H178ZM194 45V44H193ZM213 45H215V44H213ZM225 45H227V44H225ZM233 45H234V43H233ZM232 45V46H233ZM244 45H246V44H244ZM253 45V44H252ZM55 46H53L54 48H55ZM60 46H62V48H60ZM114 46V45H113ZM149 46V47H150ZM171 46V45H170ZM192 46V45H191ZM198 46H201V44H199ZM211 46H212V44H211ZM222 45H220V47H221ZM228 46H229V44H228ZM235 46V45H234ZM248 46V45H247ZM256 46V45H255ZM116 47V46H115ZM137 47V46H136ZM205 47V46H204ZM217 47H218V45H217ZM225 47V46H224ZM224 47H221V48H224ZM229 47H231V44H230V46ZM246 47V46H245ZM250 47V46H249ZM260 47V46H259ZM51 48H52V46H51ZM53 48V49H54ZM55 48V49H56ZM66 48V47H65ZM71 47H69V48H67V50H69ZM112 48H114V47H112ZM146 48H147V46H146ZM215 48H216V46H215ZM227 48V47H226ZM225 48V49H226ZM234 48V47H233ZM237 48V47H236ZM240 48V47H239ZM255 48H257V47H255ZM51 50V51H54V50ZM102 49V48H101ZM116 49V48H115ZM143 49V48H142ZM49 50V51H50ZM103 50H106L105 48L103 49ZM108 50V49H107ZM148 50H150V48L148 49ZM161 50H162V48H161ZM238 50V49H237ZM260 50V49H259ZM37 51V50H36ZM117 51V50H116ZM146 51V50H145ZM256 51V50H255ZM255 51H253V53L255 52ZM258 51V50H257ZM55 52V51H54ZM57 52V53H56ZM56 55H57V57H58V51L56 50ZM61 52H62V50H61ZM61 52H59V53H61ZM63 52H64V49H63ZM170 52V51H169ZM228 52V51H227ZM230 52V51H229ZM250 52H252V51H250ZM249 52V53H250ZM100 53H102V52H100ZM111 52H109V54H110ZM149 53V52H148ZM233 53V52H232ZM237 53H240V52H237ZM245 53H246V51H245ZM252 53V54H253ZM62 54V53H61ZM69 54V53H68ZM108 54V53H107ZM167 54V53H166ZM170 54V53H169ZM230 55H231V52L229 53ZM241 54V53H240ZM239 54V55H240ZM251 54V55H252ZM60 55V54H59ZM64 55V53L62 54V56ZM103 55V54H102ZM106 55V54H105ZM120 55V54H119ZM124 55V54H123ZM149 55H151V54H149ZM156 55V54H155ZM158 55V54H157ZM156 55V56H157ZM168 55V54H167ZM237 56V57H240V56ZM245 55V54H244ZM250 55V56H251ZM254 55V54H253ZM61 56V55H60ZM69 56V55H68ZM67 56V57H68ZM107 56V55H106ZM110 56V55H109ZM121 56V55H120ZM119 56V57H120ZM165 56V55H164ZM217 56V55H216ZM215 56V57H216ZM228 56V55H227ZM233 56L234 55H232V58H233ZM243 56V55H242ZM241 56V57H242ZM250 56H248V58L250 57ZM65 57V56H64ZM108 57V56H107ZM117 57V56H116ZM247 56H245V58H246ZM253 57V56H252ZM261 57H262V55H261ZM66 58V57H65ZM100 58H102L101 56H100ZM110 58V57H109ZM121 58H123V56L121 57ZM159 58V57H158ZM161 58V57H160ZM164 58H166V56L164 57ZM221 58V57H220ZM251 58V57H250ZM249 58V59H250ZM263 58V57H262ZM68 60H70L69 58H67ZM106 59V58H105ZM153 59V58H152ZM216 59H217V57H216ZM219 59V58H218ZM226 59H227V57H226ZM240 59V58H239ZM254 59V58H253ZM260 59V58H259ZM68 60H66V66H67V62H68ZM157 60V59H156ZM230 60V59H229ZM233 60V59H232ZM241 60V59H240ZM248 59H246V61H247ZM104 61V60H103ZM106 61V60H105ZM116 62H117V60H115ZM118 61H119V58H118ZM190 61V60H189ZM217 61V60H216ZM221 61V60H220ZM231 61V60H230ZM251 61V60H250ZM254 61H256V62H258L257 60H254ZM262 61V60H261ZM71 62V61H70ZM69 62V63H70ZM158 62H160V61H158ZM157 62V63H158ZM213 62V61H212ZM218 62H219V60H218ZM217 62V63H218ZM232 62H234V61H232ZM236 62H238V60L236 61ZM187 63H189V62H187ZM216 63V64H217ZM243 63H245V62H242V64ZM250 63V62H249ZM254 64H255V62H253ZM252 63V64H253ZM262 63V62H261ZM261 63H259L258 62V64H261ZM72 64H73V62H72ZM118 64H119V62H118ZM118 64L116 63V65L118 66ZM237 64V63H236ZM235 64V65H236ZM246 64H248L247 62H246ZM251 64V63H250ZM254 64H253V66H254ZM68 65H70V64H68ZM100 65V64H99ZM113 65H115V64H113ZM158 65V64H157ZM187 65V64H186ZM191 65H193V63L191 64ZM231 65H232V63H231ZM234 65V66H235ZM237 65H240L239 63L237 64ZM244 65V64H243ZM65 66V65H64ZM120 66V65H119ZM118 66V67H119ZM142 66V65H141ZM246 66V65H245ZM251 66V65H250ZM250 66H246V67H250ZM253 66H251V67H253ZM257 66V65H256ZM259 66V65H258ZM102 67H103V65H102ZM106 67H107V65H106ZM113 67V66H112ZM111 67V68H112ZM118 67H116V68H118ZM158 67V66H157ZM160 67V66H159ZM158 67V68H159ZM193 67H195V66H193ZM242 67V66H241ZM71 68V67H70ZM74 68V67H73ZM115 68V69H116ZM142 68H144V67H142ZM186 68H187V66H186ZM245 68V67H244ZM263 68V67H262ZM103 69H105V68H103ZM107 69V68H106ZM106 69H105V72H106ZM108 69H110L109 67H108ZM114 69V70H115ZM191 70H192V68H190ZM233 69V68H232ZM257 68H255V70H256ZM70 70V69H69ZM75 70V69H74ZM101 70H102V68H101ZM117 70V69H116ZM115 70V72L116 73H118L117 71ZM128 70V69H127ZM188 70V69H187ZM198 70V69H197ZM245 70V69H244ZM248 70H250L251 71V69H248ZM254 70V69H253ZM261 70V69H260ZM259 70V71H260ZM264 70V69H263ZM262 70V71H263ZM60 71H62V69L60 70ZM64 71V70H63ZM110 71H112V70H110ZM162 71V70H161ZM55 72H57V71H55ZM66 72V71H65ZM68 72V71H67ZM70 72H72L71 70H70ZM114 72V71H113ZM112 72V73H113ZM157 72H159V71H157ZM164 72V71H163ZM196 72H198V71H196ZM249 72V71H248ZM254 72V71H253ZM258 72V71H257ZM264 72V71H263ZM62 73V72H61ZM69 73V72H68ZM111 73V74H112ZM162 73V72H161ZM245 73H246V71H245ZM55 74V73H54ZM110 74V75H111ZM263 74V73H262ZM262 74H260V75H262ZM26 75H27V71H26ZM101 75H103L102 77H104V74H100V76ZM109 74L107 75L108 77L110 76ZM115 75V74H114ZM117 75H119V74H117ZM162 75V74H161ZM231 75V74H230ZM244 75V74H243ZM243 75H242V77H243ZM35 76V75H34ZM34 76L33 75H31L30 74V77L27 75V78H28V80H30V81H32V78H34ZM58 75H56V77H57ZM113 75H111V77H112ZM116 76V75H115ZM165 76V75H164ZM167 76V75H166ZM165 76V77H166ZM254 76L256 77V75L254 74ZM258 76V75H257ZM106 77V76H105ZM108 77H107V79H108ZM168 77V76H167ZM249 77V76H248ZM251 77H253V76H251ZM97 78H99V77H97ZM113 78L114 77H112L111 79H112V81L113 82H115V80H113ZM115 78H117L118 80H119V78H120V76H119V78L118 77H115ZM182 78V77H181ZM188 78V77H187ZM204 78V77H203ZM209 78V77H208ZM211 78V77H210ZM209 78V79H210ZM238 78V77H237ZM257 78V77H256ZM106 79V81L107 82H105L104 81V78L103 79H101V80H103V82H101L102 83V85L101 86H103V87H101V88H103L104 90H108V91H110V89H112V87H113V90H115V91H113V92H108V91H106V94L109 96L110 94L113 96V95H115V94H117V96H119V94H118V92H117V88H116V85H119V84H114L113 82H111V83H113V84H111V83H109L108 81L109 80H107ZM245 79H246V77H245ZM261 79H263L264 80V78L262 77ZM64 80V79H63ZM97 80V79H96ZM120 80H122L121 78H120ZM119 80V81H120ZM162 80H164V79H162ZM229 80H230V78H229ZM258 80V79H257ZM30 81H28V82H30ZM67 81H68V79H67ZM77 81V80H76ZM99 81V80H98ZM180 81H183V80H181L180 79ZM179 81V82H180ZM184 81H185V78H184ZM188 81V80H187ZM210 81V80H209ZM219 81V80H218ZM238 81V80H237ZM97 82V81H96ZM100 82H99V84H100ZM118 82V81H117ZM161 82H163V81H161ZM164 82H166L165 80H164ZM163 82V83H164ZM207 82V81H206ZM220 82V81H219ZM236 82V81H235ZM239 82V81H238ZM64 83H66V85H67V82H66V79H65V81H64ZM69 83V82H68ZM81 83H82V85H81ZM80 84L78 83L77 84V87H78V85H81L80 87H83V83L84 82H81ZM95 83V82H94ZM93 83V84H94ZM119 83V82H118ZM153 83V82H152ZM183 83V82H182ZM208 83V82H207ZM210 83V82H209ZM218 83V82H217ZM221 83V82H220ZM233 83V82H232ZM240 83H242L241 81H240ZM240 83H238V84H240ZM58 84V83H57ZM62 84H63V81H62ZM162 84V83H161ZM167 84H169V83H167ZM166 84V86H168ZM181 84V83H180ZM188 84V83H187ZM190 84L191 85H193L191 82H190ZM74 85H75V83H74ZM90 85H92V84H90ZM122 85V84H121ZM120 85V87H122ZM172 85V84H171ZM174 85H176V83L174 84ZM184 85V84H183ZM189 85V84H188ZM218 85V84H217ZM231 84H229V86H230ZM59 86H60V84H59ZM58 86V87H59ZM76 86V85H75ZM95 86H100V85H95ZM94 86V87H95ZM124 86V85H123ZM155 86V85H154ZM157 86V85H156ZM196 86V85H195ZM233 86H235V85H233ZM236 86L238 87H240V85H237L236 84ZM235 86V87H236ZM61 87V86H60ZM65 87V85L63 84V87H61V89L58 91H56L55 90V92L53 93V90H52V93L50 92V90L48 91V98H50V100H52V99H61V100H64L63 98H60V96H61V94H62V92L64 93L65 91H66V89H68V88H64ZM75 88V89H78V88ZM84 87L85 88H87V86H86V84L84 85ZM88 87H89V85H88ZM118 87V86H117ZM120 87H118V88H120ZM126 87V86H125ZM171 87V86H170ZM174 88H175V86H173ZM186 87H187V85H186ZM220 87H221V85H220ZM232 86H230V88H231ZM236 87V88H237ZM52 88V87H51ZM50 88V89H51ZM55 88V87H54ZM93 88V87H92ZM132 88H133V86H132ZM131 88V89H132ZM167 88V87H166ZM179 88H180V86H179ZM188 88V87H187ZM189 88H191L190 86H189ZM194 88V87H193ZM200 88V87H199ZM53 89V88H52ZM57 89H59V88H57ZM80 89V88H79ZM83 89V88H82ZM95 89H97V88H95ZM117 89V90H116ZM160 89H161V86H160ZM164 89V88H163ZM171 89V88H170ZM169 89V91H171ZM182 89V88H181ZM233 89V88H232ZM239 89V88H238ZM94 90V89H93ZM125 90V89H124ZM153 90V89H152ZM166 90V89H165ZM164 90V91H165ZM177 90H179V89H177ZM176 90V91H177ZM183 90H185V88L183 87ZM203 90V89H202ZM240 90V89H239ZM130 91V90H129ZM208 91V90H207ZM237 91V90H236ZM242 91V90H241ZM49 92H50V94H49ZM66 92H68V91H66ZM65 92V93H66ZM70 92V91H69ZM173 92H175V90L173 91ZM178 92V91H177ZM45 93H47V92H45ZM82 93H83V91H82ZM82 93H81V95H82ZM103 93H105V92H103ZM120 93H121V90H120ZM124 92H122V94H123ZM210 93V92H209ZM105 94V95H106ZM173 94V93H172ZM175 94V93H174ZM70 95V94H69ZM71 95H72V93H71ZM104 95V94H103ZM182 95V94H181ZM180 95V96H181ZM120 96H122V95H120ZM119 96V97H120ZM154 96H155V94H154ZM154 96H153V98H154ZM179 96V97H180ZM197 96V95H196ZM208 96V95H207ZM68 97V96H67ZM79 98L80 97V95H79V97H78V95H75V97L73 96V98ZM97 97V96H96ZM99 97V96H98ZM103 97V96H102ZM107 97V96H106ZM114 98L116 97V96H113ZM113 97H108L107 98V100L108 99H111V100H108V101H103L102 102V105L100 104V102H99V104H100V106H101V108L98 106L97 108L98 109H94V110H90V111H86V109H87V107H86V109H85V107H84V109H81L80 107H78V105H76L79 109H81V111L82 112H78V113H76V114H80L81 115V119L82 118H85V117H87V119H89V120H87V119H85V120H83L81 123L80 122H78L77 120V122H78V124L80 125L79 126V128H80V131H81V136H82V140H83V142L85 143V145H86V147H88L89 148V150H91L93 153H94V155H95V158L97 157V155H98V153H99V155L101 154L102 155V157H103V155H105V152L107 153H109V152H111V150L110 149H112V152L113 153H111V155H110V153H109V155H108V158H110L111 157V160H113V161H115V160H117V156L119 155V154H121V152L124 154V156L125 155H129V154H131V153H129V154H125V152L124 151H126V153L130 150H128V149H126V144H127V140H129V139H127V136L125 135V134H127L128 132L126 131V130H122L121 131V129H119V128H123V125H124V123H127L126 122V120L128 119V118H126L125 117V119L123 118L121 121L120 120H118V118H117V116H119L118 114H115V113H117V111L114 109L116 106L114 105L115 104V101H117V100H115V99H118L117 97L115 98V99H112ZM146 97V96H145ZM145 97L143 98V99H145ZM174 97H178L176 94H175V96ZM174 97H172V99L174 98ZM192 97V96H191ZM198 97V96H197ZM223 97V96H222ZM73 98L72 99H70V97H69V100H72L73 102H74V100H73ZM77 98H76V100H77ZM88 98V97H87ZM87 98H86V101H87ZM101 98V97H100ZM100 98H99V100H100ZM124 98H125V96H124ZM123 98V99H124ZM132 98V97H131ZM130 98V99H131ZM140 98V97H139ZM162 98V97H161ZM182 98V97H181ZM180 98V100H181V102H182V99ZM80 99V98H79ZM82 99V98H81ZM102 100H103V98H101ZM104 99H105V97H104ZM141 100V101H138L139 103L140 102H142L143 103V101H145V100ZM151 99V98H150ZM179 99V98H178ZM191 99V98H190ZM201 99V98H200ZM223 99V98H222ZM60 100V101H61ZM75 100V101H76ZM89 100V99H88ZM94 100V99H93ZM99 100H97V101H99ZM113 100V101H112ZM115 100V101H114ZM134 100V99H133ZM137 100V99H136ZM157 100V99H156ZM184 100V99H183ZM187 100V99H186ZM192 100H194V99H192ZM196 100V99H195ZM201 100H203V99H201ZM214 100V99H213ZM54 101V100H53ZM68 101V100H67ZM78 101V100H77ZM90 101H92V99L90 100ZM95 101H96V99H95ZM125 101V100H124ZM128 101H129V97H128ZM130 101H132V100H130ZM135 101V100H134ZM149 101V100H148ZM147 100H146V102H148ZM173 101H175V99L173 100ZM173 101H172V103L171 104H173ZM176 101H177V99H176ZM212 101V100H211ZM44 102H45V100H44ZM55 102V101H54ZM57 102V101H56ZM59 102V101H58ZM63 101H61L60 102V104L62 103ZM71 102V101H70ZM73 102L71 103V104H73ZM117 102H119V101H117ZM137 102V101H136ZM150 102H152V99H151V101ZM161 102V101H160ZM179 102V101H178ZM176 103V104H179V103ZM187 102V101H186ZM193 102V101H192ZM200 102V101H199ZM209 102V101H208ZM215 102V101H214ZM49 103V102H48ZM52 103V102H51ZM64 103H66V102H64ZM80 103H81V101H80ZM79 103V104H80ZM97 103V102H96ZM121 103V102H120ZM125 103V102H124ZM129 103V102H128ZM155 103V102H154ZM153 103V104H154ZM162 103V102H161ZM184 102H182V104H183ZM189 103V102H188ZM204 103V102H203ZM206 103H207V101H206ZM206 103H204V104H206ZM212 103V102H211ZM211 103H210V108H211V106L213 105H216V104H212L211 105ZM56 103H54V105H55ZM63 104V103H62ZM90 104H92L91 102H90ZM117 104V103H116ZM122 104V103H121ZM138 104V103H137ZM141 104V103H140ZM139 104V105H140ZM157 104V103H156ZM155 104V105H156ZM159 104V103H158ZM157 104V105H158ZM175 104V105H176ZM219 104V103H218ZM49 104H47V106H48ZM66 105V104H65ZM74 105V104H73ZM73 105H72V108L71 109H73L74 107H73ZM128 105V104H127ZM127 105H126V107H127ZM133 105V104H132ZM142 105V104H141ZM140 105V106H141ZM147 105V104H146ZM146 105H145V107H144V109L146 108ZM184 105V104H183ZM182 105V106H183ZM195 105V104H194ZM51 106H52V104H51ZM57 106V107H56ZM56 106H53L52 107V109L51 108H49V106H48V108H49V110L48 111H50V113H51V110H52V114L51 115H54V120H55V122H58V127H59V124L61 123V121L63 120V121H65V119H59L58 118V112L60 113V110H62V109H67V107H65L64 106V104L63 105H59V107H58V105H56ZM92 106V105H91ZM119 106V103H118V105H117V107ZM131 106V105H130ZM139 106V107H140ZM148 106V105H147ZM174 106V105H173ZM201 106V105H200ZM212 106V107H213ZM103 107V108H102ZM120 107V106H119ZM129 107V106H128ZM136 107H138V105H136ZM149 107V106H148ZM147 107V108H148ZM160 106H158V108H159ZM177 107V106H176ZM180 107V106H179ZM178 107V108H179ZM194 107V106H193ZM202 107V106H201ZM209 107V106H208ZM38 108V107H37ZM47 108V109H48ZM76 108V107H75ZM78 108H76V109H74L75 111H73L74 113L73 114H75V112L77 111V109ZM122 108V107H121ZM124 108V107H123ZM122 108V109H123ZM132 108V107H131ZM130 108V109H131ZM141 108H143V107H141ZM154 108V107H153ZM152 108V110H155V109H153ZM157 108V107H156ZM158 108L156 109V110H158ZM161 108V107H160ZM174 108H175V106H174ZM181 108V107H180ZM179 108V109H180ZM183 108H184V106H183ZM203 108V107H202ZM217 108V107H216ZM129 109V110H130ZM134 109V108H133ZM133 109H131L132 111H133ZM150 108H148V110H149ZM177 109V108H176ZM175 109V110H176ZM179 109H177V110H179ZM182 109V108H181ZM40 110V109H39ZM85 110V111H84ZM125 110V109H124ZM145 110H147V109H145ZM147 110V111H148ZM151 110V111H152ZM192 110H193V108H192ZM192 110H191V112H192ZM195 115H196V110H197V108L195 107ZM205 110V112L208 110H206V109H204ZM64 111V110H63ZM63 111H61V113H63ZM72 111V110H71ZM80 111V110H79ZM121 110H118V112H120ZM137 111V110H136ZM143 112H144V110H142ZM146 111V112H147ZM199 111H201L200 109H199ZM203 111V110H202ZM37 112H39V111H37ZM65 112H67V113H70V112H68V110L67 111H65ZM122 112V111H121ZM120 112V113H121ZM125 112H128V110L127 111H124L123 113L125 114ZM140 112V110L138 111V113ZM154 112V111H153ZM45 113V112H44ZM54 113V114H53ZM119 113V114H120ZM132 113V112H131ZM142 113V112H141ZM193 113V112H192ZM191 113V114H192ZM197 113H198V111H197ZM65 114V113H64ZM63 114V115H64ZM71 114V113H70ZM73 114H72V116H73ZM144 114H145V112H144ZM154 114H155V112H154ZM190 114V115H191ZM204 114V113H203ZM39 115H42L41 114V111H40V114ZM44 115H46V114H44ZM58 115V116H57ZM67 115V114H66ZM117 115V116H116ZM152 115V114H151ZM159 115H160V113H159ZM158 115V116H159ZM187 115V114H186ZM194 115V114H193ZM192 115V116H193ZM198 115V114H197ZM245 114H243V116H244ZM50 116V114L48 115V117ZM75 116V115H74ZM122 116V115H121ZM136 116V115H135ZM141 116V115H140ZM139 116V117H140ZM142 116H143V114H142ZM146 116V115H145ZM148 116V115H147ZM150 116V115H149ZM154 116H156V114L154 115ZM182 116V115H181ZM184 116V115H183ZM201 116V115H200ZM208 116V115H207ZM210 116V115H209ZM226 116V115H225ZM236 116V115H235ZM238 116V115H237ZM242 116V115H241ZM40 117H42V116H40ZM60 117V116H59ZM63 117V116H62ZM65 117V116H64ZM68 117V116H67ZM67 117H65V118H67ZM69 117H71V115H69ZM80 117V116H79ZM78 116H77V118H79ZM122 117H124V116H122ZM144 117V116H143ZM151 117V116H150ZM149 117V118H150ZM186 118H187V116H185ZM191 117V116H190ZM190 117L189 118H187V121L190 119ZM195 117V116H194ZM197 117V116H196ZM199 117V116H198ZM197 117V118H198ZM204 117H205V115H204ZM227 117V116H226ZM225 117V118H226ZM238 117H240V116H238ZM251 117H252V115H251ZM43 119L45 118V116L44 117H42ZM42 118L40 119L41 121H43L42 120ZM76 118V117H75ZM76 118V119H77ZM133 118H134V115H133ZM142 118V117H141ZM147 118V117H146ZM160 118V117H159ZM166 117H164L163 119H165ZM184 118V117H183ZM202 118V117H201ZM216 118H217V116H216ZM216 118H215V120H216ZM227 118H229V117H227ZM226 118V119H227ZM246 118V117H245ZM258 118V117H257ZM46 119H49V124H52L51 122H52V120L53 119H51L50 117L49 118H46ZM131 119V118H130ZM172 119H174V118H172ZM179 119V118H178ZM193 119V118H192ZM191 119V120H192ZM196 119V118H195ZM213 119V118H212ZM221 119H222V117H221ZM220 119V120H221ZM226 119H225V121L224 122H226ZM234 119H236V118H234ZM234 119H233V122H234ZM239 119V118H238ZM244 119V118H243ZM242 119V120H243ZM248 119H250V118H248ZM51 120V121H50ZM54 120H53V122H54ZM66 120H69V118L68 119H66ZM72 120V119H71ZM80 120V119H79ZM136 120H138V118L136 119ZM141 120V119H140ZM144 120H145V118H144ZM151 120V119H150ZM175 120V119H174ZM177 120V119H176ZM181 120V119H180ZM180 120H178V121H176L177 123L180 121ZM190 120V121H191ZM232 119H230V121H231ZM246 120V119H245ZM253 120V119H252ZM73 121V120H72ZM128 121V123H130V121L129 120H127ZM132 121V120H131ZM133 121H134V119H133ZM142 122H143V120H141ZM140 121V122H141ZM146 121H148V119H146ZM153 121V120H152ZM182 121V120H181ZM198 121L199 120H197V124H200V121H199V123H198ZM222 121V120H221ZM227 121H228V119H227ZM230 121H228V122H230ZM237 121V120H236ZM239 121V120H238ZM247 121V120H246ZM256 121V120H255ZM259 121V120H258ZM69 122V121H68ZM75 122V121H74ZM164 122V121H163ZM162 122V123H163ZM175 121H172V125H175V123H174ZM217 122V121H216ZM223 122V121H222ZM243 122V121H242ZM257 122V121H256ZM260 123L259 124H261V120L259 121ZM64 123V122H63ZM63 123H61L60 125H62ZM67 123V122H66ZM65 123V124H66ZM127 123V125H129ZM145 123V122H144ZM149 123V122H148ZM185 123H187V122H185ZM191 123H194V122H190L188 125H191ZM195 123H196V121H195ZM210 123H212V122H210ZM214 123H215V121H214ZM230 123H232V122H230ZM248 123V122H247ZM258 123V122H257ZM71 124V123H70ZM69 123H68V125H70ZM72 124H73V122H72ZM141 124V123H140ZM151 124V123H150ZM154 124V123H153ZM180 124H181V122H180ZM197 124H195V125H197ZM202 124V123H201ZM205 124V123H204ZM213 124V123H212ZM225 123H222V125H224ZM228 124V123H227ZM246 124V123H245ZM250 124V123H249ZM258 124V125H259ZM53 125V124H52ZM67 125V126H68ZM74 125V124H73ZM166 125V124H165ZM170 125H171V123H170ZM216 124H214L213 126H215ZM219 125V124H218ZM230 125V124H229ZM63 126V128L65 127V125H62ZM67 126L65 127V128H67ZM75 126V128H76V126H77V124L76 125H74ZM156 126V125H155ZM160 126V125H159ZM167 126V125H166ZM165 126V127H166ZM201 126H203V125H201ZM207 126V125H206ZM220 126V125H219ZM235 126V124L233 125V127ZM238 126V125H237ZM247 126H248V124H247ZM255 126V125H254ZM261 126V125H260ZM61 127V126H60ZM132 127V126H131ZM165 127H164V129H165ZM239 127V126H238ZM244 127H246L245 125L242 127V129H244ZM253 126H251V128H252ZM257 127V126H256ZM259 127V126H258ZM71 127H69V129H70ZM75 128H73V129H75ZM119 129V130H116V129ZM126 128V127H125ZM124 128V129H125ZM128 128V127H127ZM220 128V127H219ZM222 128V127H221ZM232 128V127H231ZM237 128V127H236ZM246 128H248V127H246ZM254 128V127H253ZM260 128V127H259ZM69 129L67 130L68 131V135H69ZM102 129V131L103 130H105V132L107 133V135H106V137H102V136H100V135H98V132L100 133V131L99 130H101ZM132 129H136V127L135 128H132ZM132 129H131V133H132ZM152 129H154L153 127H152ZM198 129H199V127H198ZM201 129V128H200ZM204 129V128H203ZM223 129H224V126H223ZM237 129H239V128H237ZM236 129V130H237ZM242 129H241V131H242ZM257 128H255V130H256ZM78 130V129H77ZM116 130V131H115ZM159 130V129H158ZM162 130V129H161ZM175 130V129H174ZM177 130V129H176ZM180 130V129H179ZM234 130H235V127H234ZM233 130V131H234ZM235 130V131H236ZM246 130V129H245ZM258 130V129H257ZM256 130V131H257ZM62 131V130H61ZM60 131V132H61ZM130 131V130H129ZM201 131H202V129H201ZM209 131V130H208ZM210 131H212V129L210 130ZM209 131V132H210ZM227 131V130H226ZM229 131V130H228ZM250 131H251V129H250ZM252 131H253V129H252ZM256 131H255V133H256ZM57 132H59V130L57 131ZM70 132H72V129L70 130ZM75 132H77V131H75ZM146 132H148V127L146 126V123L145 124H143L142 123V125H140L139 126V129H138V132H137V134L139 135V137H140V143H145V139L146 138H144V136H145V133ZM171 132V131H170ZM169 132V133H170ZM180 132V131H179ZM178 132V133H179ZM184 132V131H183ZM193 132H194V130H193ZM196 132H197V130H196ZM195 132V133H196ZM205 131H203V133H204ZM206 132H207V130H206ZM209 132H208V135H209ZM213 132V131H212ZM214 132H216V130L214 131ZM231 132V131H230ZM243 132V134H246V133H244V131H242ZM246 132H248V130H246ZM52 133V132H51ZM63 133V132H62ZM159 133H160V131H159ZM161 133H163V134H166L167 136H168V133L165 131V132H161ZM203 133H202V135H203ZM211 133V132H210ZM236 133V132H235ZM254 133V134H255ZM258 133H261L262 134V132H258ZM53 134V133H52ZM61 133H59V135H60ZM66 134V133H65ZM64 134V135H65ZM149 134V133H148ZM153 134V133H152ZM177 134V133H176ZM205 134H207V133H205ZM212 134V133H211ZM230 134V133H229ZM254 134H252V135H254ZM54 135V134H53ZM52 135V137H54V138H57V137H55V135L53 136ZM128 135V134H127ZM137 135V136H138ZM150 135V134H149ZM190 135V134H189ZM197 135H198V133H197ZM207 135V136H208ZM214 135V134H213ZM219 136H220V134H218ZM259 135V134H258ZM72 135H70V137H71ZM75 136H77V135H73V137H75ZM136 136V135H135ZM136 136V137H137ZM162 136V135H161ZM204 136V135H203ZM246 136H247V134H246ZM64 137V136H63ZM63 137H61L62 139H63ZM130 137L132 138V136L130 135ZM134 137V136H133ZM152 137V136H151ZM165 137V136H164ZM202 137V136H201ZM205 137H206V135H205ZM211 138H212V136H210ZM221 137V136H220ZM223 137V136H222ZM221 137V139H223ZM237 137H238V135H237ZM236 137V138H237ZM240 137H242V133H241V136ZM244 137H245V135H244ZM243 137V138H244ZM250 137H251V135H250ZM252 137H254V136H252ZM256 137V136H255ZM54 138H52L53 140H54ZM135 138V137H134ZM154 138V137H153ZM159 138H161V137H159ZM190 138V137H189ZM189 138H188V140H189ZM199 138H200V136H199ZM226 138V137H225ZM232 138V137H231ZM239 138V137H238ZM242 138V139H243ZM246 138V137H245ZM244 138V139H245ZM258 139L259 138H261V136L260 137H257ZM65 139H66V137H65ZM69 139V138H68ZM79 139H80V137H79ZM149 139V138H148ZM166 139H167V137H166ZM194 139H197L196 137L194 138ZM230 139V138H229ZM243 139V140H244ZM24 140V139H23ZM22 140V141H23ZM53 140H52V142H53ZM55 140H57V139H55ZM67 140V139H66ZM65 140V141H66ZM70 140H71V138H70ZM73 140L75 141V139L73 138ZM72 140V141H73ZM76 140H78V137H77V139ZM163 140V139H162ZM204 140V139H203ZM203 140H201V141H203ZM208 140H210V138H208ZM224 140V139H223ZM222 140V141H223ZM239 140H240V138H239ZM238 140V142H240ZM243 140H242V142H243ZM58 141H60L59 140V138H58V140H57V142ZM63 142H64V140H62ZM130 141H131V139H130ZM136 141V140H135ZM151 141V140H150ZM211 141V140H210ZM228 140H225V142H227ZM237 141V140H236ZM249 141V140H248ZM20 142V141H19ZM54 142H56V141H54ZM53 142V143H54ZM76 142V141H75ZM74 142V143H75ZM103 142V143H102ZM152 142H154V141H152ZM196 142V141H195ZM212 142V141H211ZM231 142H233V141H231ZM59 143H61V142H59ZM65 143H67L66 145H68V144H71L72 145V150H73V148L75 147L74 145H76V143L73 145L72 144V142H65ZM131 143H133V142H131ZM135 143H137V141L135 142ZM134 143V144H135ZM139 143V142H138ZM151 143V142H150ZM155 143H156V141H155ZM158 143V142H157ZM187 143H188V141H187ZM208 143V142H207ZM210 143V142H209ZM208 143V144H209ZM217 143V142H216ZM216 143L214 144V145H216ZM224 143V142H223ZM236 143V142H235ZM55 145H56V143H54ZM62 144V143H61ZM59 145V147L60 146H64L65 144H63V145ZM80 143L78 142V146H79V148L81 147V145H79ZM103 144H105V145H103ZM133 144V145H134ZM146 144V143H145ZM151 144H153V143H151ZM172 144V143H171ZM182 144V143H181ZM186 144V143H185ZM204 144H206V139H205V142H204ZM211 144V143H210ZM213 144V143H212ZM66 145L64 146V147H66ZM127 145H129V144H127ZM147 145V144H146ZM149 145V144H148ZM177 145V144H176ZM180 145V144H179ZM187 145V144H186ZM191 145V144H190ZM195 145V144H194ZM243 145V144H242ZM83 146V145H82ZM135 146L136 145H134V148H135ZM140 146V145H139ZM138 146V147H139ZM145 146V145H144ZM143 146V147H144ZM181 146V145H180ZM188 146H189V144H188ZM197 146H200V145H197ZM206 147H209V146H207V144L205 145ZM213 146V145H212ZM216 146H218V144L216 145ZM137 146H136V149H134L135 150V152H136V150H137V148H138ZM141 147V146H140ZM154 147H155V145H154ZM181 147H183V146H181ZM185 147H187V146H185ZM190 147H192V146H190ZM196 147V146H195ZM219 147H221V146H219ZM219 147H216V148H219ZM235 147V146H234ZM67 148V147H66ZM66 148H64L65 149V151L67 150ZM70 148V147H69ZM81 148H83V147H81ZM106 148V150H104ZM110 148V149H109ZM147 148V147H146ZM145 148V149H146ZM188 148V147H187ZM198 147H196V149H197ZM200 148L201 147H199V150H200ZM213 148H214V146H213ZM215 148V149H216ZM223 148H224V146H223ZM230 149H233V148H231V147H229ZM132 149V148H131ZM140 148H138V150H139ZM142 149H144V148H142ZM144 149V150H145ZM182 149V148H181ZM185 149V148H184ZM189 149V148H188ZM192 150H193V147L191 148ZM202 149V148H201ZM207 148H204V150H206ZM214 149V150H215ZM257 149V148H256ZM19 150H21V149H19ZM61 150V149H60ZM69 150V149H68ZM68 150H67V153H69L68 152ZM78 150V149H77ZM86 150V149H85ZM128 150V151H127ZM134 150H132V152L134 151ZM150 150H151V147H150ZM152 150H154V149H152ZM157 150V149H156ZM203 150V151H204ZM210 150V149H209ZM213 150V151H214ZM223 150V149H222ZM64 151V150H63ZM63 151L61 152V153H63ZM79 151H81L80 149H79ZM82 151H84L83 149H82ZM90 151V152H91ZM115 151V152H114ZM146 151V150H145ZM175 151H176V149H175ZM178 151H179V149H178ZM183 151V150H182ZM185 151V150H184ZM194 151V153H195V150H193ZM196 151H198V150H196ZM19 152V151H18ZM70 152H71V148H70ZM75 152H76V148H75ZM74 152V153H75ZM91 152V153H92ZM129 152H131V150L129 151ZM146 152H148V150L146 151ZM154 152V151H153ZM217 152V151H216ZM226 152H227V147L223 150V153H225V154H223V155H226ZM60 153V152H59ZM73 153V152H72ZM77 153V152H76ZM87 153H88V151H87ZM139 153V152H138ZM187 153H188V151H187ZM189 153H193L192 151L191 152H189ZM188 153V154H189ZM196 153H198V152H196ZM210 153V152H209ZM212 153V152H211ZM214 153V152H213ZM230 153V152H229ZM64 154H66L65 152L63 153V155ZM71 154V153H70ZM80 155H79V159H80V161H83V160H81L82 158H80L81 157V153H79ZM86 154V153H85ZM135 154V153H134ZM136 154H137V152H136ZM207 154V153H206ZM218 154H219V151H218ZM63 155L61 154V156H60V154H59V156H60V158H61V160L63 159V158H66V156L65 157H63ZM93 155V156H94ZM101 155H100V157H97V158H101L102 159V157H101ZM132 156H133V154H131ZM142 155H143V153H142ZM142 155H141V160L143 159V157H142ZM194 155V154H193ZM212 155V154H211ZM223 155L221 154V156L223 157ZM230 154H228L227 156H229ZM58 156V157H59ZM71 156H72V154H71ZM76 156V155H75ZM86 156V155H85ZM89 156V155H88ZM87 156V157H88ZM92 156V155H91ZM92 156V157H93ZM110 156V157H109ZM130 156V155H129ZM131 156V157H132ZM156 156H157V152H156ZM187 156H189V155H187ZM192 156V155H191ZM214 156V155H213ZM213 156L212 157H209V158H213ZM215 156H216V153H215ZM68 158H69V155L67 156ZM77 157H78V155H77ZM135 157V156H134ZM139 157V156H138ZM190 157V156H189ZM193 157V156H192ZM194 157H195V155H194ZM193 157V158H194ZM219 158V160H221V159H223V158ZM231 157V156H230ZM68 158H66V159H68ZM94 158V157H93ZM107 158V157H106ZM118 158H120V160H122L121 159V157H118ZM136 158L137 157H135V160H136ZM191 158V157H190ZM190 158H188V159H190ZM196 158H197V155H196V157H195V160H196ZM202 158H203V156H202ZM216 158H218V155H217V157ZM232 158V157H231ZM88 159H89V157H88ZM104 159V158H103ZM145 159V158H144ZM143 159V160H144ZM181 159V158H180ZM187 159V158H186ZM205 159H207V160H209L208 159V157L207 158H205ZM263 159H264V157H263ZM58 160V159H57ZM60 159H59V161H61ZM105 160V159H104ZM103 160V161H104ZM106 160H109V159H106ZM110 160V161H111ZM126 160V159H125ZM124 160V161H125ZM134 160V161H135ZM138 160V159H137ZM142 160V162H144ZM177 160H179V159H177ZM176 160V161H177ZM182 160V159H181ZM192 160H194V159H192ZM191 160V161H192ZM206 160V161H207ZM218 160V159H217ZM225 160V159H224ZM224 160H222L221 162H225ZM234 161H235V159H233ZM19 161V160H18ZM17 161V162H18ZM62 161H64V162H66V160L64 159V160H62ZM62 161H61V163H62ZM79 161V160H78ZM79 161V162H80ZM91 161H93V159L91 158ZM102 161V162H103ZM118 161V160H117ZM134 161H133V163H131V168L132 169H130V174L129 173H126V172H124L125 174H120L119 172L118 173H116V174H114V176H112V177H107V173H105V174H107V175H105L104 177L101 175L102 174V167H94L95 168V170L94 171H92L90 168H89V170H91L90 172H88L89 173V175L87 176V177H89V178H87V180L85 179V182L83 181V184H79L78 185V187H81L82 188V193H81V195L79 194L78 196V198H81L82 199V201H85V200H89V199H85V200H83V198L84 197H91L92 195H96L98 198H99V200H101L100 202V204L101 205H103V204H105V205H107V207H109V209H111V210H108V212L109 213H107V214H110V215H114V217L113 218H115V216L117 217H119V218H127V219H124V220H130V221H132L133 223H135V224H137V225H139V226H142V227H144V228H146L147 230H149V233H151V234H153V235H150V236H156V240H153V241H149L148 242V244L146 245V249L151 253V252H153V251H155V253H157V251L156 250H161V252L163 251V249H165V251L167 250L166 248L168 247L167 245H165L161 240L162 239H165L166 241H167V239H169L170 238V242H172V240H171V238H173V240L175 241V243L176 242H180L179 241V239H182V227H183V225L185 226V224L184 223H186V221H187V218H186V221L184 220V218L182 217V214H183V216H184V213H185V210H187V208H190L191 206H198V207H202V208H206V207H213L214 206V204H209L208 202L207 203H204L205 202V200H204V202H203V200H202V198L200 199V197H202V195L204 196V194H205V196H206V194L208 193V192H210L211 190H212V187L210 186V183L213 181H211L210 183H209V181H206V177H204V175H202V174H197V168L199 167V165L201 166V164L203 165V163H202V159H201V164H197L195 161H189L190 163H188V164H186V166H183V167H181L179 170H178V172H177V174L174 176V177H172V178H170V179H167L166 180V178H165V180L162 178V180H153L154 178H152L151 179V177H149V176H147V174H145V173H147V172H145L144 173V175H146V176H144V175H142L143 174V170H142V167H140V166H142L143 164H142V162H141V165L140 164H138V163H134ZM139 161V160H138ZM155 161H156V159H155ZM174 162V164L175 163H177V162ZM182 161H184V160H182ZM187 162H188V160H186ZM197 161V160H196ZM204 161V160H203ZM211 161V160H210ZM209 161V162H210ZM264 161V160H263ZM262 161V162H263ZM24 162V161H23ZM63 162V164H61V165H58V168L59 167H61L62 165H64V166H66L68 163L66 162V165H65V163ZM87 162H88V160H87ZM102 162L100 161V163L102 164ZM121 162V161H120ZM132 162V161H131ZM208 162V161H207ZM220 161H218V165H220V163H221ZM238 162V161H237ZM16 163V162H15ZM20 163H22L21 161H20ZM56 163H57V161H56ZM55 163V164H56ZM85 163H86V161H85ZM84 163V161H83V164H85ZM92 163H94V162H92ZM126 163L128 164V162L126 161ZM205 163V162H204ZM225 163H227V162H225ZM264 163V162H263ZM263 163H261V165H260V168H261V166H262V164ZM29 164V163H28ZM58 164H60V163H58ZM78 164V163H77ZM106 164H108L107 163V161H106ZM114 164V163H113ZM117 164H119V163H117ZM123 164V163H122ZM146 164V163H145ZM156 164V163H155ZM155 164H154V166H155ZM179 164H180V162H179ZM208 163H206V165H207ZM228 164V163H227ZM17 166L19 165V163L18 164H16ZM21 165V164H20ZM20 165L18 166L19 168H20ZM22 165H24V164H22ZM26 165H27V163H26ZM30 165V164H29ZM86 166H87V163L85 164ZM91 166L90 167H92L93 165L92 164H90ZM100 165V164H99ZM98 165V163H97V166H99ZM102 165H104V163L102 164ZM102 165H100V166H102ZM130 165V164H129ZM129 165H127V167H130ZM171 166H173L172 164H170ZM177 165V164H176ZM181 165V164H180ZM185 165V164H184ZM222 165V164H221ZM229 165H231L230 163H229ZM248 166H249V164H247ZM25 166V165H24ZM56 166H57V164H56ZM81 166H83L82 164H81ZM85 166V167H86ZM115 166V165H114ZM121 166H123L124 167V165H121ZM121 166H120V168H121ZM153 166V167H154ZM160 166V165H159ZM178 166V165H177ZM176 166V167H177ZM224 166V165H223ZM225 166H226V164H225ZM237 165H235V167H236ZM23 167V166H22ZM22 167H21V169H22ZM28 167H30V168H32L33 169V167H31V166H28ZM28 167H24V168H28ZM84 167V166H83ZM119 166H117V168H118ZM168 167V166H167ZM170 167V166H169ZM174 167V166H173ZM202 167V166H201ZM201 167H199L200 169H201ZM203 167H204V165H203ZM206 167V166H205ZM204 167V168H205ZM227 167V166H226ZM225 167V168H226ZM264 167V166H263ZM53 168V167H52ZM51 168V169H52ZM57 167H55V169H56ZM62 168H64L63 166H62ZM77 168V167H76ZM76 168H74V169H76ZM88 168V166L85 168V169H87ZM116 168V169H117ZM144 168H146L145 166H143V169ZM159 168V167H158ZM162 168H164V167H162ZM170 168H172V167H170ZM178 168V167H177ZM228 168H230V167H228ZM237 169H239L238 167H236ZM244 168H246V167H244ZM32 169L30 170V171H32ZM37 169V168H36ZM50 169V170H51ZM78 169V168H77ZM93 169V168H92ZM111 169V168H110ZM115 169V168H114ZM146 169H148V168H146ZM146 169H145V171H146ZM166 169V168H165ZM176 169V168H175ZM206 169V168H205ZM204 169V170H205ZM232 169V168H231ZM243 169V168H242ZM242 169H241V172H242ZM248 168H246V170H247ZM262 169H264V168H262ZM262 169H261V171H262ZM25 171H26V169H24ZM24 170H22L24 173H25V171ZM29 169H27V171L26 172H29L28 171ZM38 171L37 172H39V173H42V172H40L39 171V169H37ZM59 170H61V168L59 169ZM106 170V169H105ZM111 170H113V169H111ZM110 170V171H111ZM120 170V169H119ZM153 170V169H152ZM172 170V169H171ZM204 170H203V172H204ZM221 170V169H220ZM219 169H218V171H220ZM228 170H230V169H228ZM33 171L35 172V173H37L36 171H35V169H33ZM45 171V170H44ZM43 171V172H44ZM54 171V170H53ZM62 171V172H61ZM59 173H64V174H68V171L65 173V169H64V171L63 170H61ZM76 171V170H75ZM74 171V172H75ZM108 170H106V172H107ZM115 171V170H114ZM116 171H118V170H116ZM122 171V170H121ZM125 171V170H124ZM164 171V170H163ZM163 171H161V172H163ZM167 171V170H166ZM207 171V170H206ZM209 171H210V169H209ZM222 171V170H221ZM235 171H237V170H235ZM245 171V170H244ZM251 171H253V170H251ZM256 171V170H255ZM260 171V172H261ZM23 172H21L22 174H23ZM50 172H52V171H50ZM55 172V171H54ZM70 172V171H69ZM73 172V173H74ZM86 172V171H85ZM113 172V171H112ZM152 172V171H151ZM151 172H149L148 171V175H150V173ZM154 172V174L155 173H158L157 171L155 172V170L153 171ZM160 172V173H161ZM227 171H225V173H226ZM240 172V173H241ZM39 173H37L40 177L42 176V175H40ZM45 173H47V172H45ZM56 173V174H55ZM54 173V175H55V177H54V175H53V172L51 173L52 175H53V179H58L57 178V173L58 172H55ZM103 173H104V171H103ZM113 173H115V172H113ZM122 173V172H121ZM167 173V172H166ZM174 173H176V172H174ZM204 173H206V172H204ZM224 173V172H223ZM222 172H221V174H223ZM262 173H263V171H262ZM25 174H27V173H25ZM36 174V175H37ZM42 174H44V173H42ZM50 174V175H51ZM109 174H111V173H109ZM152 174V173H151ZM153 174V175H154ZM168 174H170V172H168ZM168 174H165V175H167L168 176ZM173 173H171V175H172ZM208 174V173H207ZM210 175L211 174H214L213 172L212 173H209ZM216 174H218V172L217 173H215V176H216ZM229 174V173H228ZM237 174V173H236ZM238 174H239V170H238ZM237 174V175H238ZM47 175V174H46ZM49 175V176H50ZM60 176H62L61 174H59ZM71 175V174H70ZM82 175V174H81ZM164 175V174H163ZM162 175V176H163ZM170 175V176H171ZM209 175V176H210ZM241 175V174H240ZM24 176V175H23ZM34 176V177H33ZM33 178H34V180L33 181H35V174H33ZM73 176H74V174H73ZM110 176V175H109ZM156 176H158V175H156ZM214 176V175H213ZM212 176V177H213ZM223 176V175H222ZM224 176H227V173L224 175ZM229 176V175H228ZM239 176V175H238ZM30 177H31V175H30ZM44 177H45V175H44ZM51 177V179H52V176H50ZM76 177V179L77 180H79V176L77 177V176H75ZM75 177H73V180L75 181ZM149 177V178H148ZM166 177V176H165ZM211 177V176H210ZM255 177H256V175H255ZM254 177V178H255ZM25 178V177H24ZM37 178V177H36ZM43 178V177H42ZM41 178V179H42ZM81 180H84V178L81 176ZM219 178V177H218ZM239 178L240 177H238V180H237V178L235 179V177H234V179L235 180H237V181H239L240 182V180H239ZM161 179V178H160ZM208 179H210V178H208ZM259 179H260V177H259ZM38 180L39 179H37V183H39L38 182ZM72 180V181H73ZM80 180V181H81ZM217 180L218 179H216V182H217ZM228 180V179H227ZM227 180H226V183H227ZM230 180V182H228V183H231V180L232 179H229ZM228 180V181H229ZM30 181V180H29ZM42 181V180H41ZM40 181V182H41ZM61 181H63V180H60L59 181V179H58V182H57V184H59V182H61ZM69 181V180H68ZM71 181V182H72ZM220 181V180H219ZM219 181L217 182L218 183V186H219ZM225 181V180H224ZM45 182V181H44ZM66 181H64V183H65ZM71 182H69V184L71 183ZM82 182V181H81ZM80 182V183H81ZM233 182V181H232ZM238 182V183H239ZM62 184H61V186L60 185H57L56 184V187L54 186V184H52L53 186H54V190H56L57 192H53L52 191V195H53V193H55L54 195L55 196H57L56 194L57 193H63L64 192V190H63V192H61L60 191V189H59V187H62L63 189L64 188H68V191H69V189H71V190H73L72 189V187L70 186V188L67 186L68 184V182L66 183V187L64 186L63 187V182H61ZM76 183H78V181H76ZM209 183V184H208ZM215 183V182H214ZM221 183H222V179H221ZM32 184H34V183H32ZM45 184V183H44ZM43 183H42V185L41 186H43L44 185ZM223 184V183H222ZM236 184V183H235ZM242 184H243V180H242ZM241 184V185H242ZM36 185V184H35ZM46 185H48V184H46ZM73 185H75V184H73ZM77 185V184H76ZM212 185H213V183H212ZM225 186L226 185H228V186H230V187H232L231 185L232 184H224ZM233 185H234V182H233ZM39 186V185H38ZM49 186H50V184H49ZM46 188V190L48 189L47 188V186H45ZM220 187H221V184H220ZM37 189L39 188L40 189V187H36ZM43 188H44V186H43ZM42 188V189H43ZM215 188V187H214ZM240 188H241V186H240ZM231 189V188H230ZM238 189H239V187H238ZM50 190H52V188L50 189ZM50 190H48L46 193H48ZM65 190H67V189H65ZM221 190V189H220ZM219 190V191H220ZM228 190V189H227ZM42 191V190H41ZM58 191H60V192H58ZM74 191H75V189H74ZM74 191H73V194H75L76 193V191H75V193H74ZM235 191V190H234ZM67 192V191H66ZM65 192V193H66ZM79 192H80V190H79ZM205 192H207V193H205ZM212 192V191H211ZM238 192V191H237ZM236 192V193H237ZM39 193H40V191H39ZM46 193H44L43 191H42V194L41 195H43V196H45V195H47ZM69 192H67V194H68ZM215 193H218L217 192V190H216V192ZM225 193H227V191L225 192L224 191V194ZM232 193V192H231ZM49 194V193H48ZM72 194V193H71ZM71 195V196H74V195ZM212 194V193H211ZM222 194H223V192H222ZM222 194H219V195H222ZM228 194V193H227ZM51 195V194H50ZM69 195V194H68ZM67 195V196H68ZM76 195V194H75ZM216 195V194H215ZM228 195H230V193L228 194ZM227 195V196H228ZM42 196V197H43ZM61 195H59V197H60ZM63 196H65L66 197V195H63ZM70 196V195H69ZM204 196V197H205ZM208 196H209V194H208ZM49 197V196H48ZM52 197V196H51ZM58 197V196H57ZM58 197V198H59ZM75 197H77V196H75ZM74 197V198H75ZM213 197V196H212ZM221 197V196H220ZM233 197V196H232ZM236 197V196H235ZM52 198H54V197H52ZM58 198H56L57 200H58ZM73 198V201L75 200L76 201V199H78V198H76V199H74ZM92 198H93V196H92ZM210 198H211V196H210ZM217 198H219V197H217ZM229 199H231L230 197H228ZM60 199H63V198H60ZM68 198H66V201H68L69 199H71V197H69V199L67 200ZM207 199V198H206ZM225 200H227L226 198H224ZM223 199V200H224ZM52 200V199H51ZM56 200V201H57ZM80 200V199H79ZM78 200V201H79ZM96 200V199H95ZM208 200V199H207ZM206 200V201H207ZM212 200V199H211ZM233 202L235 201V198H234V200L233 199H231ZM236 200H238V198L236 199ZM49 201H50V199H49ZM55 201V199L53 200V202ZM62 200H60L59 201V203L61 202ZM65 201V200H64ZM63 201V202H64ZM71 201H72V199H71ZM77 201V202H78ZM81 201V200H80ZM81 201V202H82ZM92 201H94V200H92ZM208 201H210V200H208ZM213 201L214 200H212V203H213ZM215 201H216V199H215ZM221 201V200H220ZM51 202V201H50ZM63 202H62V205H63ZM99 202V201H98ZM217 202V201H216ZM227 202V201H226ZM58 203V204H59ZM79 203V202H78ZM78 203H71L70 201H69V204H66L65 202H64V204H65V206L66 205H70V204H73V205H75V204H78ZM83 203V202H82ZM81 203V204H82ZM85 204L87 203V202H84ZM83 203V204H84ZM89 203V202H88ZM87 203V204H88ZM92 203H94V202H92ZM91 203V204H92ZM210 203H211V201H210ZM215 203V202H214ZM224 202H222L221 204H223ZM242 203V202H241ZM53 204V203H52ZM61 204V203H60ZM80 204V203H79ZM81 204L80 205H77V206H81ZM84 204V205H85ZM91 204H89V205H91ZM97 204V203H96ZM99 204V206H101ZM217 204V203H216ZM220 204V203H219ZM226 204H230L229 203V201H228V203H225V205ZM231 204H233V203H231ZM230 204V205H231ZM244 203H242V205H243ZM253 204H254V202H253ZM53 205H57V204H53ZM53 205H52V207H53ZM93 205V204H92ZM71 206V205H70ZM69 206V207H70ZM227 207H228V205H226ZM62 207V206H61ZM67 207V206H66ZM76 207V206H75ZM74 206H73V209L75 208ZM85 207H86V205H85ZM89 207V206H88ZM97 207V206H96ZM105 207V206H104ZM68 208V207H67ZM81 208V207H80ZM92 208V207H91ZM91 208H85V209H88V210H86L87 211V213H88V211L91 209ZM98 208V207H97ZM215 208H216V206H215ZM243 208V207H242ZM248 208V207H247ZM56 209H59V207L57 208L56 207ZM71 209V208H70ZM69 209V210H70ZM93 209V208H92ZM95 209V208H94ZM218 209V208H217ZM51 210H52V208H51ZM50 210V211H51ZM60 210L62 211V209L60 208ZM63 210H64V207H63ZM67 210V209H66ZM65 210V211H66ZM69 210H67V212H69ZM78 210V212H79V214H81V213H83V212H85V210L83 211L82 209V212H80L81 210H79V208H77L76 207V211ZM99 210H100V207H99ZM105 210V209H104ZM107 210H105L106 212H107ZM215 210V209H214ZM245 210V209H244ZM53 212L55 211L56 212V210L55 209H53L52 210ZM51 211V213H52V215H53V212ZM59 211V210H58ZM61 211H59V212H61ZM71 211V210H70ZM73 211V210H72ZM71 211V212H72ZM76 211L74 212V214L76 213ZM205 211V210H204ZM63 212V211H62ZM90 212V211H89ZM93 212V211H92ZM91 212V213H92ZM95 212V211H94ZM93 212V213H94ZM106 212H105V214H106ZM203 212V211H202ZM73 213V212H72ZM87 213L85 212L84 214H86V216H87ZM90 213V214H91ZM92 213V214H93ZM195 213V212H194ZM194 213H192V214H194ZM55 214V213H54ZM58 212L55 214V216L57 217L58 215ZM84 214H82V215H84ZM91 214V215H92ZM191 213H190V215H192ZM205 214V213H204ZM61 217H62V213L61 214H59ZM65 216H66V213L64 214ZM70 215V214H69ZM78 215V214H77ZM88 215H89V213H88ZM91 215H89V216H87V218L89 217V219L91 220L93 217L91 216ZM94 215H95V213H94ZM197 215V214H196ZM196 215H194V216H196ZM60 216H58L57 218H55V220H58V221H60L61 220V222L64 220V222H62L63 224H65V222H67V221H65L66 219H69V221H72V222H70L69 224H75L73 221H75V220H70V218L69 217H62V219H60ZM71 216V215H70ZM85 216V215H84ZM83 216V217H84ZM85 216V217H86ZM188 216V215H187ZM193 216V215H192ZM54 217V215L52 216V218ZM81 217V216H80ZM82 217V218H83ZM84 217V218H85ZM108 217H110L109 215H108ZM111 217V218H112ZM185 217V216H184ZM190 217V216H189ZM188 217V218H189ZM64 218V219H63ZM77 218H78V216H77ZM118 218V219H119ZM30 219V218H29ZM60 219V220H59ZM94 219V218H93ZM97 219V218H96ZM116 219V218H115ZM193 219V218H192ZM88 220V219H87ZM89 220V221H90ZM95 220V219H94ZM120 220H122V219H120ZM123 220V221H124ZM188 220H190V219H188ZM195 220H197V219H195ZM213 220V219H212ZM27 221H28V219H27ZM29 221H31V219L29 220ZM76 221H77V219H76ZM93 220H91V222H92ZM96 221V220H95ZM117 221H119V220H117ZM193 221H194V219H193ZM193 221H190V222H188V224L189 225H186V226H188L189 228H193L194 226H195V223H194V226H192L193 225ZM199 221V220H198ZM53 222L55 223V221H54V218H53ZM78 222V221H77ZM56 223L57 224H59L57 221H56ZM56 223H55V226H56ZM61 223V224H62ZM197 223V222H196ZM78 224V223H77ZM67 226H66V228H68V229H70L69 228V226H68V222H67V224H66ZM205 225H206V223H205ZM207 225L209 226V224L207 223ZM58 226V225H57ZM62 226V225H61ZM65 226V225H64ZM73 226V225H72ZM71 225H70V227H72ZM192 226V227H191ZM60 227V226H59ZM63 227V226H62ZM74 228V227H73ZM56 229H59V228H56ZM186 229V228H185ZM72 230V229H71ZM234 234V233H233ZM58 235H60V234H58ZM193 236V235H192ZM166 237H167V239H166ZM234 238V237H233ZM234 239H236V238H234ZM169 242V241H168ZM175 243H173L172 242V244H173V247H174V245H175ZM77 244V243H76ZM85 244V243H84ZM123 244V243H122ZM126 244H128V243H126ZM178 244H180V245H182L181 243H178ZM177 244V245H178ZM92 245H93V243H92ZM117 245V244H116ZM125 245V244H124ZM123 245V246H124ZM129 245H130V243H129ZM176 245V246H177ZM77 246H78V244H77ZM79 246H81V247H84L83 246V244L82 245H79ZM127 246V245H126ZM126 246H124L125 248H126ZM175 246V247H176ZM87 247V249H88V246H86ZM86 247H84V248H86ZM119 247L120 248H123L121 245H119L117 248L119 249ZM129 247V246H128ZM133 247H135V246H133ZM171 247V246H170ZM173 247H171V249L173 248ZM174 247V249H175V251H176V249L178 250H180V252H181V249H180V247L179 246H177L176 248ZM188 246H186L185 248H187ZM113 248V247H112ZM112 248L110 249V250H112ZM132 248V247H131ZM130 248V249H131ZM138 248V247H137ZM79 249V248H78ZM77 249V250H78ZM87 249H85V250H87ZM90 249V248H89ZM97 249V248H96ZM95 249V250H96ZM135 249V248H134ZM174 249L172 250L173 251V253L175 252L174 251ZM189 249V248H188ZM187 249V250H188ZM190 249H191V247H190ZM93 250H94V248H93ZM116 250V249H115ZM114 249H113V252L115 251ZM126 250L128 251V248H126ZM136 250V249H135ZM160 250H159V252H160ZM192 250V249H191ZM79 251V250H78ZM97 251H98V249H97ZM118 251V250H117ZM116 251V254H118V252L120 253V251H122L121 249H119V251L117 252ZM167 251H169V248H168V250ZM186 250H184V252H185ZM250 251V250H249ZM83 253H84V251H82ZM94 253H95V251H93ZM93 252H92V254H93ZM112 252V251H111ZM123 252V251H122ZM121 252V253H122ZM133 252V251H132ZM131 252V253H132ZM188 252H191L190 250L188 251ZM188 252H185V256H186V253H188ZM82 253V254H83ZM127 253V252H126ZM136 253H138V252H136ZM170 253H171V251H170ZM177 253V252H176ZM114 254V253H113ZM122 254H125V251L122 253ZM121 254V255H122ZM128 254V253H127ZM133 254V253H132ZM153 253H151L150 255H152ZM162 254H165L164 252L162 253ZM189 254V253H188ZM191 254V253H190ZM88 255V254H87ZM136 255H138V254H136ZM158 255V254H157ZM157 255H155V256H157ZM161 255V254H160ZM125 256V255H124ZM190 256V255H189ZM121 257V256H120ZM127 257V256H126ZM125 257V258H126ZM132 257V256H131ZM133 257H134V255H133ZM137 257V256H136ZM143 257V256H142ZM128 258H130L129 256L127 257V259ZM173 258H176V257H173ZM179 258V257H178ZM181 259H182V261H184L185 262V264H196V263H193V262H195L194 260H192V259H190L191 257H180ZM193 258V257H192ZM247 259H248V257H246ZM245 257H244V260L246 259ZM253 258V257H252ZM256 257H254V259H255ZM132 259V258H131ZM139 259V258H138ZM153 261L154 260H156L157 258L155 257L154 258V256H153V258H151ZM150 259V260H151ZM254 259H251V257H250V259L249 260H253V262H254ZM258 259V257L255 259V260H257ZM261 259V258H260ZM260 259H258L259 261H260ZM133 260V259H132ZM140 260V259H139ZM149 260V259H148ZM241 260V259H240ZM248 260V261H249ZM258 260H257V262H258ZM131 261V260H130ZM142 261V260H141ZM193 261V262H192ZM232 261V260H231ZM244 262V261H243ZM252 262V263H253ZM262 262H264L263 260H262ZM236 263H238V262H236ZM245 263V262H244ZM234 264V263H233ZM245 264H248V263H245ZM251 264V263H250Z\"/></svg>",
	"mask_w": 264,
	"mask_h": 264
}]
</instances>
